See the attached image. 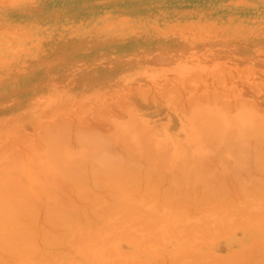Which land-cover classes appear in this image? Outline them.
I'll return each instance as SVG.
<instances>
[{"label": "rangeland", "instance_id": "rangeland-1", "mask_svg": "<svg viewBox=\"0 0 264 264\" xmlns=\"http://www.w3.org/2000/svg\"><path fill=\"white\" fill-rule=\"evenodd\" d=\"M244 77L246 78L245 80L250 84L246 85V83L244 82L245 80L243 79ZM184 82L186 83V85L188 83H190V84H188L186 87V85H184L185 84ZM173 85H174V87H173ZM166 86H168L169 92L166 88H164ZM170 86H171V88H169ZM254 86L256 89L254 88ZM259 88H260V90H258ZM185 89H187L188 92ZM141 90H142V92H141ZM212 90H213V92H215V95L213 94ZM165 91H167V92H165ZM184 91H186V92H184ZM138 92H140V93H138ZM232 92H234V93H232ZM175 93L176 94L178 93V94L175 96ZM133 94H136V95H133ZM139 94H141V96ZM178 95H180V96H178ZM206 95L208 96V98L205 97ZM222 95H224V96H222ZM225 95H227V96H225ZM177 96L181 97L180 100H178ZM197 96L199 99L196 98ZM199 96L202 99H200ZM134 97H135V99H134ZM191 97L192 98L194 97L193 99H195V98L197 99L196 101H197L198 105L196 104V101L193 100L194 101L193 102L192 99H190ZM204 97H205V99H204ZM215 97H216V99H215ZM176 98L178 100L177 101L178 103L176 101H174V100H176ZM182 99H183V101H182ZM189 99L192 102L191 101L187 102V100H189ZM121 100H125L128 103L133 104V106L135 107L136 110L134 108L130 109V107H131V106H129L130 104L125 103L126 104L125 105L123 103L125 101L122 102ZM242 100H243V102H242ZM249 100H251L253 102H249ZM131 101H133V102H131ZM116 102H117V104H120L121 107L123 109H125L126 111L122 109L125 112H122V113L116 112V111H118L117 110L118 108H116V106L114 105V103H116ZM233 102L236 105L233 104ZM187 103H189L190 105L188 104V106H186ZM176 104L177 105L179 104L178 108H177ZM225 104H226V106H225ZM232 104H233V106H232ZM196 105L199 107H197ZM263 105H264V0H0V172L7 170L12 174V172H16L17 169L19 168L18 166H15V162H17V161L19 162L21 159H22V161H24V160L31 158L32 159L31 167L33 169V174L36 175L39 182H42V181L47 182L48 179L45 180V171H50L52 169L54 172L55 171L61 172L62 170H65L63 168L59 169V170H58V168H53L58 163H54L55 164L54 165L53 163H51V161H50L51 168L48 167L49 163L47 160V156L48 155L50 156V153H49L50 150H51V152H52V150L55 151V156H56V153L58 154L59 151L63 150V148L66 146L65 145L66 143L63 144L64 142L62 143V140L67 135L70 139L71 145L74 144L73 140L76 139V136L74 137L73 135L75 133H78L79 130H81V127H79V126L85 127V130H86L84 132V129L82 128L83 134H81L80 132H79L80 134L78 133L79 135H82V137H86L89 134H91L90 132H92L94 128L100 129V131L98 129L97 130L101 133L102 128H103L111 134L112 138H115L114 139L115 145L116 146L120 145V147L118 146L119 149L121 150L120 153L118 152V150H115L114 154H116V152L121 154L120 155L121 160L124 159L123 156L127 157L128 154H129V156L130 155L133 156V154L135 156V157L133 156L135 159L131 158L134 160V161L132 160L133 164H130L131 166H125L124 165L126 162H127L126 165H129V162L131 163V159H129V162H128V158H127L126 161L125 160H124L125 162L122 161L123 164L121 162V165H120V163L118 161L119 158L117 160V157H116L115 158L116 160H115L114 156L113 157L109 156V157H111V158H109V160L113 158V160H115V161L114 162H113V160H110V161H112L114 164L117 161L119 164L117 162L116 163L118 164L119 167H122V165H123L127 168H130V167L131 168H134V167L139 168V169L135 168V169L131 170V171L134 170L133 171L134 175L136 173L137 176H139V177L131 176L133 178H131V177L130 178L133 179L132 181L138 180L139 183L142 180V182L140 183V186L138 185L139 183L138 184L137 183L129 184V185L137 184L136 187L133 186L134 187L133 190L135 189L133 192H131L132 188L128 189L126 187V189L128 191V195L131 196V198L133 200L136 199V200H134L135 203L137 201V205L136 204L133 205V204L129 203L131 206L133 205L132 211H133L134 207L135 208L137 207V209H138L139 207L143 206L142 203L144 204L143 201L145 200V202L150 201L147 204L145 203V206H147V208L149 207V209H150V207H152L153 209L155 207L156 209L154 210V213L156 211H158V212H156L157 216H158V214L160 212V208L162 207L161 205H164V203L162 202L163 200L161 201L163 203L162 204L159 201L161 198L156 197L157 193H158L157 194L158 197L163 196L162 193L160 194L161 196L159 195V192H161V189L159 187L157 189L154 185L155 182L151 181V178L146 177L147 175L144 176L143 173L147 174V171H146L147 169H145L144 167H145V164L149 160H150V162H152V163H147L148 165L150 164L149 167L151 169H154L155 172H157V169H158V172H159V169L161 170V166H160L159 162H160V160H161V162L164 161V158H163L164 156L162 155L163 157L159 158L157 156V154H159V153L154 152L151 149L152 153L151 152H149V153H151L152 157H150V156L147 157L146 155H148V152L147 153L144 152V154H146L145 157L150 158V159H147L148 161L146 160L147 161L146 162V161H144L146 158L142 156V159H143L142 160L140 158L142 154H139L140 153L139 151L143 150L144 147L142 149V146L140 145V143L145 141V139L151 135L150 139L152 138V140H146L145 141L146 143L144 142L143 146H144V144H148L151 141L150 144L152 147V145H154L155 143H158L159 140H163L161 142V145H163V146H161V147H164V151H166L167 149L170 148V145H171L170 144L171 141L167 140V138L170 139L169 136H172V134H174V137H175L174 141H176V139H177V140H180L182 142V144H186V143L200 144L201 143L204 146L205 143L208 145L207 142H211L210 139L207 141V139L209 137L208 136L209 132L212 129L209 126L219 127L220 129H222L221 133H223V131H224V133H226L225 131L229 129L228 130L229 132L227 131L228 132L227 134H225V135L222 134V136L220 137V140L218 142L219 143L218 145L221 144L220 148H222V146H223L222 140L224 139L223 140L224 144L226 143L225 141H227V140H228L227 141V143H228L230 140V137H232L233 135H234V137H232L233 139L232 138L231 139L235 140V141L237 140L236 142L239 144L244 145L246 143L248 144V142H250V144H252V141L254 143H256L255 140L258 139V137L256 136V134H257L256 130H258L259 128H264V106ZM169 106L170 107L172 106V107L169 108ZM255 106H256L257 111L255 110ZM92 107H94V109H93L94 112L92 111V113H91L90 108H92ZM95 107L98 109V111ZM181 107H183V108H181ZM102 108H104V109L106 108L107 110L109 109V111L113 112V113L109 114L108 113L109 111L105 112V111H107L106 109L104 110V112H105L104 113ZM199 108L201 110H203L204 112H202ZM204 108H207V109H204ZM253 108H254V111H253ZM119 109H120V111H122L120 106H119ZM227 109H228V111H227ZM99 110L101 112L98 114ZM131 110H135L136 112L131 111ZM148 110H150V111H148ZM129 111H130V113H129ZM185 111H187V112H185ZM161 112H163V113H161ZM169 112H170V114H169ZM201 112H202V114H201ZM205 112L207 113V116L211 117L213 115V117L218 119V120H215L214 118H207ZM227 112L229 113L230 116L227 114ZM95 113H96V115H98L97 117H99V115H100V117L102 118V121H101V118L99 117V119H100L99 121H101V123H99L98 120H94V119H96V116H94ZM102 113L104 114V116H102L103 115ZM132 113H133V115H136V113H137L135 118L139 116L138 119L141 120V123H143L142 126L144 125V128L141 129L142 126H138V129L136 128V130H134L135 127H137V126L134 125L135 127H133V125H131V124H134L135 118L132 120H130L128 118V117H130L129 115ZM92 114L94 116V119H89V118H93V117H91ZM133 115H131V116L134 117ZM105 116H107V117L104 118ZM194 116H195V118H196V116L197 117L200 116V117H198L199 120L197 118L195 122H196V124L198 123L197 124L198 129L200 128L199 130L201 133H199L197 131L198 130L197 126L193 120ZM132 117H130V118H132ZM77 118H78V120H76ZM109 118L110 119L113 118L112 119L113 122H111L110 124L108 122ZM202 118H204V119H202ZM105 119H107V120H105ZM213 119H214V121H218L220 123L221 127L217 125V124H219L218 122H215L217 124L214 125ZM56 120H57V122L60 121L61 123L60 122H58L59 124L56 123L55 122ZM103 120H105L106 122ZM112 120H110V121H112ZM197 120H198V122H197ZM211 120H212V123H210ZM128 121H131V122L133 121V122L129 123ZM136 121H137V119H136ZM53 122H55V123H53ZM76 122H77V124H76ZM201 122H202V124H201ZM72 123H74V124H72ZM112 123L115 126H113ZM137 123H139V120L137 121ZM137 123H135V124L137 125ZM247 123H250L252 127H250V128H248V126L246 127ZM259 123L261 124V127H260ZM60 124L62 126L63 125H65V126L68 125V126L66 128H64L65 126L62 127V126H60ZM253 124H254V126H253ZM77 125H79L77 127V128H79V130L75 129V133H74V128H75L74 126H77ZM98 125H100V126H98ZM202 125H204V126H202ZM244 125H245L247 131L249 132V133L247 132L246 134H244L245 137L247 136V134H249L246 137L248 142L245 139H242L243 141L245 140L244 142H242V140H240L241 136L243 137L242 131L244 129L243 128ZM70 126L73 129L72 128L69 129L68 127H70ZM172 126L175 128L174 132L170 131V128ZM206 126H208V127H206ZM50 127H51L52 131H51ZM54 127H55V129H54ZM58 127H60L59 130H61L63 128H64L63 130L66 129L64 131V133H66L67 128H68L69 129L68 131L71 130L70 131L71 133L68 134V132H67L66 135L63 134V138L61 140V143L59 144V148H61V147L62 148H61V150L57 149V151H56L55 149H56V147L58 148V146H57L58 144L54 145V147L51 146L52 149L50 147L48 148L47 146H49V142L46 139L49 138V137H47L49 135V133L53 132L52 135L50 134L51 136H53L54 133L58 132ZM89 127H90V129L91 128H93V129L88 130ZM118 127H119V130L121 131L120 133L122 135V137L121 136L120 137L123 139V140L121 138L119 139L120 144H119V142L117 143V141H116L119 138L118 133H116V134L112 133V132H114L113 130H116L115 128H118ZM202 127L203 128L205 127V128L202 129ZM120 128H122V130ZM139 128H140V130H139ZM230 128H232L235 131V133L233 130H230ZM41 129H43L45 131H43ZM46 129H48V130H46ZM53 129H54V131H53ZM56 129H57V131H56ZM128 129H129V131L132 130V132L131 131L129 132ZM143 129L145 130V132H147V134H145L143 132L144 135H142L141 131ZM77 130H78V132H77ZM138 130L140 131V132H138L139 134L137 133V135H139V138L137 137L138 139L141 138V135H142L143 139H144V136L147 135L143 141H142V138L140 139L141 141L136 138V131H138ZM152 130H153V133H152ZM47 131L49 133H47ZM231 131L234 134L231 133ZM61 132H62V130L58 133H61ZM95 132H96V130H95ZM202 132H206V133H202ZM92 133H94V132H92ZM125 133H127L129 138ZM150 133H152V134H150ZM207 133H208V135H207ZM61 134H58V136ZM200 134L202 135V137H199ZM203 134H206V135H203ZM40 135L42 137H45V139H42V141H44L45 144H43L44 142L41 141ZM123 135L124 136L126 135L127 137H125V138H127L128 140L124 139ZM195 135L198 137L196 138ZM229 135H232V136H229ZM55 136L57 137V134H55ZM59 137L61 139V136H59ZM184 137H186L187 139H185ZM226 137L229 139H227ZM245 137H243V138H245ZM52 138H54V136ZM72 138H74V139L72 140ZM200 138H204V140L202 141V140H200ZM205 138H207V139H205ZM129 139L132 143L127 142V141H129ZM148 139H149V137H148ZM63 141L66 142L65 139ZM123 141H125L124 142L125 147L122 146ZM147 141H149V142L147 143ZM200 141L205 142V143L203 144ZM235 141H232V142L230 141L231 145L229 143L228 144L232 147H234V146L236 147ZM126 144L129 145L128 148L131 149V150L129 149V151H131V152H129L128 154L125 151L127 155L122 150L123 148L124 149L127 148ZM130 144H132V146H130ZM210 144H212V142ZM210 144H209V146H210ZM232 144L233 145L235 144V145L233 146ZM63 145H64V147H63ZM131 147H133V150ZM204 147H206V146H204ZM224 147H225V145H224ZM145 149H146V145H145ZM54 151L51 153L50 157H53L52 154L54 153ZM135 153H137V154H135ZM141 153H142V151H141ZM168 153L169 152H167V154L165 153L164 155H168ZM109 154L110 153H108L107 156ZM114 154H111V155H114ZM57 157H58V155H57ZM57 157H56V159H57ZM53 158H55V157H53ZM49 159L51 160V158H49ZM53 160H52V162H54ZM135 160L138 162L135 163L136 162ZM157 160H159L158 163L156 162ZM6 161H7V163H6ZM18 162H17V165L18 164L20 165L21 162H19V163ZM139 162L142 164V166L140 165V167H138ZM10 164L13 166H11ZM6 165L9 167H7ZM116 165L113 166V169H114V167L116 169L118 168V166H116ZM134 165H136V166H134ZM155 165H156L157 169L155 168ZM188 166H190V165H188ZM146 168H147V166H146ZM72 169H70L72 171V174L69 173L70 170H69V172L68 171L65 172V174L67 172L70 174V175H66V178H67V176L68 177L71 176V178H72V176L74 175L75 177L78 178V180H79L78 183H80V178H79L80 173H79V171L77 172L78 175L75 173L78 170V168L73 169L75 172ZM121 169H122V171H121ZM115 170H114V172H115ZM118 170H120V171H118ZM124 170L125 169L122 167V168H118L116 171H118V173L120 172L119 174L123 176V174L124 173L127 174L130 169L127 170L128 172L127 171L125 172ZM135 170H136V172H135ZM107 171H108V169H107ZM131 171H130V173L127 174L128 176H130L129 174H132ZM60 172L56 173V178L59 179V181L61 178H64V176H65V174L63 176H59ZM62 172H64V171H62ZM114 172H111V173H114ZM107 173H109V171ZM126 174H124V175H126ZM112 175H114V174H112ZM118 175H116V177ZM120 175H119V177L122 178V176H120ZM155 176L158 177V174H156ZM136 177H137V179H134ZM66 178H65L66 181L64 179H62L61 183L63 184L66 182L71 186H68L65 183V186L63 184V186H61V187H62V189L65 188L64 190L66 191V193L68 190L67 187L68 188L71 187L69 189V190L72 189L70 192L71 195L69 193L68 194L64 193L65 192L64 190H62V193H61V190H57V192L56 191L53 192L55 198H51L48 202L51 203L52 206H53V204H56L57 207L55 205H54L55 207L54 206L52 207V208H54V212H53L52 208L50 207L52 210L50 212L52 214L55 212L57 213V210L55 211V208L56 209H60L61 207L63 208L64 205L68 204V201L69 202L71 200L76 201L75 200L76 198L78 200H80L79 197L83 196L82 194L84 193V192L81 193V191H85L84 188L81 189V186L83 185L82 182L80 183L81 186H79L80 184L78 185V183H76V182L75 183L77 185H75V183H73V186H72V184H71L72 182H70V183L67 182L68 179H66ZM113 178H115V177H112V179ZM139 178H140V180H139ZM144 178L146 180H147V178H149V181H146ZM73 179L77 180L74 177H73ZM104 179H105V177H104ZM126 179H127V177H126ZM71 180L72 179H70V181ZM101 180H103V179H101ZM124 180H125V177H124ZM18 181H19L18 178H15V174L11 175L10 183L15 184L16 187L20 188V182H18ZM143 181H146L147 183L143 182ZM129 182L130 181L127 180V184ZM144 183H145L146 187L145 188L143 187L144 188V191H143L142 186L144 185ZM152 183L154 186L152 185ZM113 185H111V187ZM120 185H121V183H120ZM151 185L155 188V190H160V191H157V193H155V195L153 196V199H154V197H156V200H158L161 204L159 203L157 205L158 201H155L151 204L152 198H151V200H150V198H149V200H147L149 195L151 196V194H149V191H150L149 189H150V187H152ZM159 185L161 187V184H159ZM115 186H114V188H116ZM122 186H124L123 183H122ZM125 186H127V185L125 184ZM156 186H158V183L156 184ZM82 187H84V186H82ZM122 188H120V189L122 190ZM154 188H153V191H155ZM2 189H3L2 191L4 192V194L1 193L0 196L5 195L6 189H11V186H9V187L7 186V187L2 188ZM75 190H76L75 194H77V191L79 190L81 196H79L80 194L77 196L75 194L72 195L75 192ZM123 190H125V187ZM129 190H130V192H129ZM19 191H20V189H19ZM86 192L87 191H85V194H87ZM150 192H152V190ZM130 193H133V194H130ZM141 193L144 194V198L142 197ZM152 193L154 194V192H152ZM6 194L11 195V193H6ZM63 194L70 197V198L63 197L62 196ZM85 194L83 197H85ZM116 194L118 196L117 192H116ZM116 194H114L112 196H116ZM22 195H23V198H22V196L20 198H16V199L8 198L6 200L0 198V219H3L2 214H5L6 212H12L13 211L14 213H16L18 211V213L19 214L22 213L21 215L24 217L25 214H28L32 210H35L34 212L32 211L34 214L31 212L32 214L31 213H30V215L28 214L29 215V216L27 215L28 217L25 216L30 220L35 219L34 220L35 222L33 220L28 221L27 218L25 221V217L22 218L20 216H16V218L18 217L17 218L18 220L22 219L27 225H25V223H23V221L21 220L22 222H19L18 225L13 224L12 227L8 226V227H10L11 230H13V231L15 230V232H14L15 234L11 233V231H8L9 233H11L10 235H9V233H7V231L4 232V233L8 234L7 236H9L8 237V238H10L9 240L8 239L6 240V238H7L6 234L4 235L6 237H4V238L1 237L3 235V233H1L2 235L0 236V249L3 250L2 251L3 254L0 252V256L2 255L1 257L4 258L3 259L4 261H2L3 263H1L2 259L0 257V264H4V263L9 264L12 258H15V259H13L10 264L15 263L16 262L15 260H17V262H16L17 264L18 263L23 264L21 262L22 258H25V259H23L25 261V263H26V261L28 262L29 260H31L33 258L31 261H29L26 264H29V263L31 264L32 261H35V260L37 261V259H38L37 262L41 263V261H42V262H45L47 264L46 258L47 259L49 258L51 260L50 261L48 259V261H49L48 263H50V264H52V263L53 264H60V263H62V264H70V263L72 264L73 263L74 264V262L77 260H78L76 262L77 264H81V263L86 264V262H87V264L88 263L89 264H99V262L102 260L105 261L107 264H108V262H109V264H112L115 261H117L118 259L120 262L117 261V264H124V263L126 264L127 262H128V264H131V263L137 264V262H139V261H140L139 262L140 264H143V263L145 264V262H146V264H149V263L150 264L151 263L152 264H162V262H160V263L158 262L160 258H163V260H165V263L169 264L167 261H170V260L169 259L167 260V258H170V256L172 254L174 256L172 255L171 259L173 257H175L177 261L180 260V259H177L178 255L176 254V252L177 253L179 252V255H180L181 250H182V252L185 251V253L188 250L189 251L188 255L191 254L192 256H193V253H197V251H198V252H201L200 254H202L203 252L204 253L206 252V254H203V255H209V257L214 256L212 254V252L215 255H219L220 257H222L223 255H221L217 251V247H219L224 240L230 239V240H233L235 242H239V240L241 241L243 239L246 240V237L243 236L244 233L242 232L244 229H246V227L242 226V224H239V222L241 223V221H238V224L241 226L240 227L237 226L238 224L234 225L235 229H236V227H237V229L234 230V232H233V230L230 231L231 234L226 233L227 234L226 235L223 233L225 235L224 236L222 234L223 230H222V232H220V230L217 231L218 229H216L214 227L212 229V232H213L212 235L213 234L215 235L216 232L219 234V232H220L219 237L222 234L223 238H220L217 241H215V240L213 241V239L211 240V238L209 237L210 234H208V237L211 240V241L209 240L211 242V243H208L209 246H207L205 244H200L199 246H197V247L194 246L195 248H193V246H191V245L196 244L199 239L197 240V238L194 237L195 235L190 236V234H193V231H190L192 228L191 227L189 228L188 223H190V221L194 222L193 219H195L196 216H199L200 212L203 213L202 209H204V208L201 206H203L205 204L208 205V203L204 204V201H203V203H201L202 200L198 201V203L196 205L194 204L193 207L196 208V212L194 211L195 209H193L194 213L191 210L192 207H190L191 202L194 203V201L190 202V200H188V202L186 200L185 203H184V200H181V201H183L181 203H180V201L175 202L176 204L173 206H175L177 208L174 210H173V208H172V210H170L171 208L169 210L168 209L165 210V208H163V207L161 208L162 212H161V214H159L161 216L160 218H162V216H163L162 213L164 214V216L166 215L165 216V218H166L169 216L170 213H172V215H174V212H176L175 214H177V215L172 216L170 214L171 217H173L172 219H174V222L171 218H169L170 216L168 217V219H166V220L171 219V221L174 225H172L171 223L170 224L172 227L174 226L173 228H175L176 226L181 227V228L178 227L175 230H173V231H175V233L172 232L173 228L171 229L168 226V221L165 220V222L167 223L165 225L164 220L161 222V220H159V218L157 220V219H153V218L149 217V218H151V220L149 219V221L154 220L152 222H149L150 224L148 222L146 224L145 221L147 219L145 221L143 220L144 221L143 224L145 223L146 225H142V222L137 221L138 223H141L142 226H140V227H137L139 225H136L137 222H135V225H136L135 227L141 228L142 230H143L144 226L148 225L147 227H149V225L151 226L152 223L154 222L153 224L158 225L157 229H156L157 230L156 233L160 234V231H162V230L164 231V232L162 231V233H161L162 235L160 237V235L159 236L155 235V233H154L155 230L153 232L148 231L150 227L148 229H146V232L139 231L141 229H138V231H139L138 232L137 229L135 230L134 225H133L134 228L132 227V224L130 222H127V223L131 224V227L129 224L123 225V221L125 223V221L128 220V219H126V218H128L127 214H129V212H131V210L129 209V211L127 213V211L125 209L127 207L129 208L130 205L124 209L127 213L126 214L127 217H125L126 220H123L124 216H125L124 214H122L123 212L121 210H120L121 212L120 211L117 212V206L118 205L120 206V204L122 206L123 203H120L119 198H117V199H119V202L114 198L119 203L118 204L116 202L118 205L115 203L116 204V206H115L114 202H112L114 199L112 198L113 200L110 199L106 203L107 204L106 206H111L110 205V203H111L114 205L115 209H113V206L111 208L107 207V209L106 208H104V209L107 210V214L109 213V211H110V213L112 212V214L115 215V217L113 218L115 220L121 219V215H124L123 219H121V220H122V226H125V228L121 227V224H120L121 220H120L119 221L120 222L119 223L120 228L117 227V229L118 230L120 229V231L118 232V231H116L117 229H114V232L116 234L118 232L119 236H121V234L123 233L124 235H122V236L124 238V236H125L124 231L127 229L126 228L127 225H129L128 229H130L131 232L135 231L134 232L135 235L137 233H140L141 235L137 234L139 239L135 238L137 240V241H135L136 244L132 243L133 242L132 240H134L133 238L135 236L134 235L132 236L130 234L131 233L130 230L128 231V229H127L128 233L126 232V235L128 234L127 235L128 237L127 236H125V237H127V238L131 237V238H129L130 240H128L126 238L129 242L127 240H125V238H124V240L121 238H120L121 240L117 239L116 234H114L115 238L113 236H112V238L117 239V240L114 242L113 241L111 242V239H112L111 235L113 234L112 231H113L114 227H112V231L108 230L106 228L109 232L105 233L106 229L104 228L105 230L103 229V231H105V232H102V234H104L103 237L106 236L107 238H108L107 235L111 234L109 237L111 243H107L109 239H107L106 237L105 238L107 239V241H103V240H105L104 238L102 240L101 239L96 240V238H94L95 234H92L93 233L92 231H91L92 233H89L87 235H83V237L86 236L88 238V235L92 234L93 235V241L92 240L91 241L93 243L95 240L98 242L100 240L99 243H102L101 247H100V244H97L98 242H96L97 245L94 243L95 247L92 246L93 247L92 248L91 247L92 242L90 243V240H89V242L87 244H89V243L91 244V245L89 244V246H90V248H92L91 250H93V253L91 252V254H93V255H91V254L87 255L88 252L90 253V251H89L90 248L88 247L89 248L88 249L86 247L87 246L86 244H85L86 246L84 244H82V247L84 248V246H85L86 250H88V252L85 250L84 251H85L87 257H91V259H90L91 261H90L89 258H86V256H85L86 259L84 258L83 255H85V254H83L84 253V251H82L83 249L80 247L78 248V246H81V245L76 244L77 247L74 245L75 250H73L74 246L73 245L71 246V242L74 239V237H72V236H74V234L71 235V233L68 237L71 236L73 239L71 240L67 237L69 239L68 241L70 243L67 245L66 243H68V242L64 243L66 241L65 239H64L65 241H63L65 246H67V249H65L66 247L61 242H59V243L62 244L63 246L57 242H54V243L59 244L58 246L63 248L64 250L63 249L61 250V248H59L57 245L53 246L51 244L53 241L52 242L48 241L49 246H52L54 249H56V247H57V249L54 250L55 252L56 251L57 252L55 253L53 251L52 247L50 248L47 246L48 247L47 248L45 246V245H47V243H45V240H44L45 245L43 244V241L41 242V240L44 239V238L42 239V235L47 233V236H48V234L51 233V232L48 233L47 229L50 228L49 227L50 225H48V223L50 224V222H48V221H50V219H51L50 217H52V214H51V216L48 215V217L50 216L49 217L50 219H48L46 217L47 216L46 213L49 214V212H48L49 208L46 209L44 207L45 210H43V209H40L38 206V205L45 204L46 200L44 201V200H36L35 199V201H33V203H34L33 204V203L26 200V196L24 194H22ZM92 195H93L92 193H89L88 196L92 197ZM123 195L127 196V194H125V193ZM123 195H122V197H124ZM74 196H76V198ZM88 196H87V198H88ZM129 196H127L128 199L130 198ZM139 196L142 197L143 200L140 199ZM58 197L59 198L62 197L64 199L67 198V200L68 199H70V200H68V201L66 199L62 200V198L59 199ZM122 197H120V198L123 199ZM128 199H126V201ZM260 199H262V198H260ZM78 200L76 202H78V204H79ZM82 200H80V201H82ZM88 200L87 201L89 202V204H88L89 206H90V200H91L92 204L94 203V205L91 204V207L100 204L99 206H96V211L94 213H96V215H97V212H99V214L101 212L103 214V215L102 214L101 215L104 218L106 210H103L104 212L99 210V207L100 206L102 207L101 204H103V202L101 200L98 201L95 199L94 200L97 202H94V200L92 198H89ZM138 200H139V203L141 202V206L140 205L138 206V204H139ZM22 201L24 202L25 205H26V203L28 204V208H30V211L27 210L28 213H26V209L24 211H22L23 209L21 210V208L25 206V205L24 206L19 205V204H21V205L23 204ZM66 201H67V203H65ZM130 201H131V199L129 200V202ZM250 201H251V203L257 202L258 204L256 203L257 204V205H255L256 207L262 206L261 204L259 205V202H260L259 199L254 200V201L250 200ZM262 201H264V199L261 200V203H262ZM98 202H101V203H98ZM123 202H124V204H126L125 201H123ZM14 203L18 204L19 207L15 208ZM60 203L61 204L63 203L61 205V207H60ZM177 203H178V205H177ZM232 204H234V203H232ZM5 205H8L9 207L4 208ZM30 205H32V207L34 206V208L31 209ZM68 205L66 207L67 208L69 207L68 208V210H69L71 207H70V205L69 206ZM82 205L88 206L87 202L82 204ZM180 205H182V206H180ZM252 205L254 206L253 203L251 204V206ZM86 206H84V207L82 206L81 212L84 208H86ZM158 206L159 207L161 206V207L158 208ZM66 207H64V208H66ZM91 207H89V208H91ZM17 208L20 209L21 211L18 210ZM62 208L60 209L62 211L59 210L60 212L65 211ZM77 208H76V211L77 210L79 211V212L77 211V214L80 215V217L82 216L83 218H86V219L90 215V211L92 212V210L86 209V211L83 210L84 212L81 213L80 209H77ZM199 208H200V210H199ZM250 208L253 209L252 207H248V209H250ZM262 208L264 209V205ZM120 209H122V208H120ZM141 209H143V208L141 207ZM248 209H247V211H248ZM257 209H259V208H257ZM257 209H256V211H258ZM68 210H66V212ZM74 210L73 209H72V211L69 210V213H66L67 217L70 214V212H71L70 215H72V212H74ZM113 210L116 211V213L119 216L116 215L115 213H113L114 212ZM146 210H145V212H146ZM1 211H3L4 213ZM136 211H135V213H136ZM249 211H248V214L250 213ZM251 211H254V210H251ZM262 211L264 212V210H262ZM39 212H42V213H39ZM43 212H44V214H43ZM138 212H141V213L137 217L139 219H141L140 216H141L142 212H143V214L145 212L140 210V211H137L136 214H138ZM150 212H151V209H150ZM150 212H148V213L146 212L147 213L146 216H148V214H149V216H151L153 214L152 212H151L152 214H150ZM164 212H166V213H164ZM56 213H55V215H58V216L63 215L61 213H58V214H56ZM94 213H93V215H94ZM132 213H134V212H132ZM42 214L44 216L41 218V216H39V215H42ZM73 214H75L72 216L74 218H72L71 216H69V217L72 218L74 222H76L78 220L79 216L76 213H73ZM84 214L86 217L84 216ZM167 214H168V216H167ZM193 214L195 215V217ZM259 214H261V213L259 212ZM259 214H258V216H259ZM76 215H77V219L75 218ZM93 215L91 214V216L89 217L90 221L88 220V222L91 223L90 225H92V224L97 225V226L99 225L98 226V228H99L102 221H104V223L106 222L104 219H102V221L99 222L101 220V218L98 221L99 218L94 219ZM111 215H110V217L112 219ZM131 215H133L132 217L135 216L134 214H131ZM223 215L224 214L221 213L220 216L217 215L216 217L219 216L218 218L220 219V217ZM250 215H252V214H250ZM14 216L15 215L7 214L4 218H7V217L13 218ZM92 216H93L94 221H96V220L98 221L97 222L98 224L94 221H93L94 223L91 221ZM152 216H154V218H157V217H155L156 216L155 214ZM164 216H163V219H164ZM261 216H262V214H261ZM53 217H52V219H53ZM96 217H98V215ZM116 217H117V219H116ZM132 217H131V220H133V219L135 220V218L132 219ZM143 217H144V215H143ZM177 217H180V219H182V222H185V221L187 222L186 227L189 228V231L192 233L188 234L189 232L187 233L184 230H182V227H184V226H181L182 222L179 223L180 222L179 218H178L179 221L178 222L176 221ZM234 217L233 216L230 217V215L226 216V218H227L226 221H230L229 223H231V221L234 220L233 222L236 224L237 219L239 217L238 218L236 217V219H234ZM245 217H243V218L245 219ZM248 217L251 218L249 215H248ZM248 217H246V218H248ZM55 218H57V217H55ZM61 218H57V219H60L59 222L62 221ZM81 218H79V220H81V221L78 220L79 222L78 221H77L78 223L76 222L77 224H79V226H80V224H82L81 225L82 228H78L79 230L83 229V225H84L83 223L85 222V219L82 220L83 218L82 219ZM210 218H212V217H210ZM258 218H260V221H261V217L259 216ZM262 218H264V217H262ZM113 219L110 220L109 223H111V221H113ZM198 219H202V218H198ZM214 219H216V218H213V220ZM67 220L65 221V223L67 222ZM136 220H138V219L136 218ZM155 220H157L158 223ZM223 220H225V219L223 218ZM248 220H250V219H248ZM252 220H253V217H252ZM262 220H264V219H262ZM8 221L12 222V220H8ZM63 221H62V223H63ZM69 221H68L69 223L72 222L71 219H69ZM175 221H176V223H179V225H177L175 223ZM210 221L212 223V219L206 220L205 223L201 222V221L199 223H202L200 225H204L207 222L209 223ZM220 221H221V219H220ZM226 221H225V224H227ZM28 222H29V224H28ZM31 222H34V223H31ZM37 222H39V224ZM59 222L57 220L58 224H60ZM68 222H67V224H68ZM80 222H83V223H80ZM107 222H108V219H107ZM215 222L217 223V221H215ZM223 222L224 221L220 222L221 225L219 224L221 227L224 224ZM261 222H259V219H256L254 221V225L259 226V227H263L264 221H261ZM53 223H54V220H53ZM104 223H102V225H104ZM109 223H107V224H109ZM258 223H260V224L258 225ZM31 224H32V226L34 224L38 225V226H35V225L33 227L30 226L31 227V228L29 227L30 230L25 228L26 226L28 227V225H31ZM71 224H68V225H71ZM86 224H87V222H85L84 230H81L82 233L85 232L86 227H88V229H89L90 225L88 224L89 226L88 225L86 226ZM112 224H111V226H112ZM119 224H117V222H116L115 225L118 226ZM232 224L233 223H231L229 225H232ZM40 225H41V227H39ZM51 225H52V223H51ZM94 225H92V227L90 226V230H91V228H93ZM183 225H184V223H183ZM207 225L208 224H206V226ZM210 225H208V227ZM54 226H53V228H55ZM61 226H63V228H59V229L56 228L58 230L59 234L66 231V229H69V227H70L69 232L73 231V230H71V226H68V228H66L67 226L65 227L64 225H61ZM97 226L95 229H98ZM111 226L109 227V225H108L109 229L111 228ZM164 226H165V228H164ZM166 226L169 227V229L171 231L170 230H168V231H170V232H166L168 229ZM64 227L66 229H64ZM74 227L75 226H73L72 228H74ZM104 227H107V226H104ZM231 227H233V225ZM21 228H24V229H21ZM40 228H43L40 231L42 235L39 233ZM102 228L103 227H101L100 230H102ZM152 228L155 229L154 227H152ZM194 228H196V226ZM199 228H201V226ZM204 228H205V226H204ZM204 228H201V229H204ZM217 228H218V225H217ZM226 228H228V227H226ZM61 229L62 230L64 229V230L62 231ZM122 229L124 230L123 232H122ZM183 229H185V227ZM206 229H208V228H206ZM206 229H204V233H205ZM214 229H216V230H214ZM231 229L232 228H230L229 230H231ZM16 230H18V231H16ZM50 230L52 231V229H49V231ZM53 230H55V229H53ZM57 230H55V231L57 232ZM77 230H76V233L78 234ZM92 230H94V229H92ZM181 230L184 232L182 233ZM87 231L89 232V230H87ZM144 231H145V229H144ZM197 231H200V230H197ZM56 232H54V235H56L55 234ZM66 232L69 234L68 231H66ZM66 232H64V234ZM86 232L84 234H86ZM96 232H97V230H96ZM67 233H66V236L68 235ZM82 233L80 232L79 235L82 236ZM145 233H152L151 239H152V237H155V236L157 239L161 238L160 240H162V241H160V240H158V241L163 242V244L166 246H163V244L160 243L162 246V247H160V245L158 246V248H160V250H161L160 251L158 248H155V247H157L156 244L155 245L153 244V246L151 248L152 243H150V245H148V247H150V248H147L148 250L150 249L149 251L152 252V254H150L151 252H148L147 250H145L144 245H143L144 242L142 243V241H141L144 238V236H142V235L146 236ZM176 233L179 235H177ZM184 233H185V236H184ZM204 233H199L198 235H200V234L203 235ZM39 234L41 236H39ZM170 234H172V236H170ZM181 234L184 236V237H182L183 239H181V237H180V236H182ZM187 234L189 236H187ZM14 235H16V238ZM31 235L34 239L30 238ZM37 235L40 238L37 237ZM98 235H101V233ZM150 235L151 234H149V236ZM153 235H155V236H153ZM163 235H165L164 238L162 237ZM168 235L170 236V238ZM206 235H204V236H206ZM44 236H46V235H44ZM50 236H48V237H50ZM57 236H59V235H56L55 238H57ZM186 236H187V238H186ZM12 237H14V238H12ZM48 237H47V239H48ZM141 237H142V239H141ZM165 237L166 238L168 237V239H171V240H168ZM176 237H178V238H176ZM35 238H37L38 240L40 239V240L39 241L37 239L35 240ZM50 238H49V240H50ZM53 238L54 237L52 236V239ZM59 238H57V239H59ZM91 238H92V236H91ZM204 238L205 237H203L202 239H204ZM16 239L18 240L17 242H19V243H16V241H15ZM22 239H24L26 241L24 242V240H22ZM30 239H31V241H29ZM75 239L77 240V237H75ZM84 239L86 240L85 237H84ZM145 239L147 240V238H144V241H145ZM184 239H185V242L187 241L188 243H185V242L183 243ZM189 239H191V240H189ZM62 240H63V238H62ZM119 240H120V242H119ZM193 240L195 241V243ZM206 240H207V238H206ZM21 241L24 243L22 244ZM32 241H33V244H32ZM35 241L42 243V246L44 245V247H41V244L39 245V243L35 242ZM74 241L75 240H73V242ZM87 241H88V239H87ZM87 241H85V243ZM130 241H132V242H130ZM190 241H192L193 243L188 245ZM199 241H201V240H199ZM73 242H72V244H73ZM83 242H81V243H83ZM105 242H106V244H111V246L109 245L110 248L113 247V249H114V247L116 246V248L114 249L116 252H118V251L120 252V250H123V251L126 250L125 252H127V251L130 252L127 254V256H128V258L130 257L131 263H130V261H128L129 259H127L126 254H120L119 252L116 253V255H115L116 259H115L114 255H112L114 252L112 253L111 250L110 251L106 250L105 249L106 246H105V248H103L104 246L102 247V245H104ZM138 242L142 243V244H139ZM146 242H148V241H145L144 244H146ZM9 243H14L15 245L14 244L13 245L19 249L14 248V246L12 244L9 245ZM78 243H79V241H78ZM131 243H132V245H130ZM179 243H180V245L181 244L182 245L180 246ZM202 243H204V242H202ZM212 243H213V245H212ZM112 244H113V246H112ZM117 244H118V246H117ZM138 244H139V246H138ZM157 244H159V243H157ZM8 245H9V247L6 248ZM140 245H142L141 248H139ZM170 245H171V247H170ZM184 245H186V247L191 249V250L193 249L194 252L191 253V250L186 249V247H183ZM23 246H26L27 249ZM96 246H98V247H96ZM109 246H108V249H109ZM181 247L185 248V249L183 250V249H181ZM257 247L252 246L250 249L248 248V252H247L248 257H249L248 259L247 258L244 259L245 258L244 257L242 259L239 258L238 260H240L242 263H245V264H248L251 261L254 262V260L256 259L257 253L259 251H255L256 253L254 254L253 253L254 251L252 248H254V250L255 249L258 250L259 248H261V246H259V248H257ZM263 247H264V245H263ZM163 248H164L163 252H165V253L162 252ZM171 248H173V250ZM238 248L239 247H234L233 249L238 250ZM11 249H13L14 252ZM68 249H70V250H68ZM156 249H158L160 251V253H159V251H156ZM24 250H25V252H28V254H25V255L26 256L28 255L27 257L30 258V259L28 258L29 260H26L27 257H20L23 254ZM29 250L32 251V253H36V256H32L34 254L30 255ZM42 250H45V253ZM79 250H81L82 253H79ZM137 250L139 252H136ZM177 250H179V251H177ZM101 251H102V253H100ZM153 251H154V253H153ZM208 251H210V252H208ZM41 252L44 254V255H41L43 257H41L39 255V254H41ZM48 252H49V254H48ZM51 252H54L55 256ZM96 252L98 254L95 255ZM103 252L104 253H108V252L110 253L111 252L112 254L111 253L110 254L113 258L111 256L110 257L112 260L115 259V261L113 260V262H112L110 257L108 258L109 254H107L108 256L103 257ZM131 252H133V253H131ZM146 252L149 254H147ZM170 252H172V253L169 254ZM57 253L59 255H57ZM70 253H71V255H70ZM161 253H162V255H161ZM183 253H181V254L184 256L185 253L184 254ZM251 253H253V254H251ZM158 254H160L159 256H161V257H158ZM9 255L11 256V259H10ZM12 255H15V256L13 257ZM147 255H148V257H146ZM168 255H169V257H168ZM100 256L102 258H100ZM183 256L181 257V259L183 258ZM7 257H9V258L7 259ZM35 257H36V259H35ZM37 257H40V258H37ZM119 257L121 259L123 258L122 259V260H124L123 263ZM41 258H43L45 261ZM65 258H67V259L69 258L68 260H70V261H64V260H66ZM73 258H74V260H73ZM135 258H137V259H135ZM144 258L146 261L144 260ZM150 258L152 260H154V259L155 260L152 261V260H150ZM252 258L253 259L255 258V259L250 260ZM157 259H158V261H157ZM207 259L208 258H206V260ZM6 260H8V261H6ZM95 260H96V263H95ZM125 260H126V262H125ZM172 260H174V258ZM185 260L183 258L182 260H180V262H183L185 264V262H184ZM190 260L191 259L186 260L187 261L186 264H188V262H191ZM206 260L200 259V260H198V262L195 260H194V262H196V264H203ZM208 260H211V259H208ZM235 260L237 261V259H235ZM235 260L229 259L226 262V260L224 259L223 263L224 264H233L232 262H234V264H235ZM261 260L259 258L257 260V262L255 260L254 263L255 264H263L262 263L263 261L258 262ZM84 261H86V262H84ZM173 262H175V261H173ZM173 262L171 264H173ZM103 263H101V264H103ZM177 263L181 264L179 262H177ZM242 263H240V264H242ZM35 264H37V263H35ZM191 264H194V263H191ZM206 264H208V262Z\"/></svg>", "mask_w": 264, "mask_h": 264}, {"label": "bare ground", "instance_id": "bare-ground-1", "mask_svg": "<svg viewBox=\"0 0 264 264\" xmlns=\"http://www.w3.org/2000/svg\"><path fill=\"white\" fill-rule=\"evenodd\" d=\"M241 76V75H240ZM219 79V78H218ZM244 80L246 79L245 77L243 78ZM243 80V81H244ZM188 82V81H187ZM245 83H246V85L247 84H250V83H248L246 80L244 81ZM185 83V82H184ZM188 84H190V83H188ZM187 84V85H188ZM184 85H186V83L184 84ZM187 85H186V87H187ZM245 85V86H246ZM262 85V84H261ZM211 86V85H210ZM257 86V85H256ZM173 87H174V85H173ZM212 87V86H211ZM261 87V86H260ZM164 88H166L167 90H168V86H166V87H164ZM169 88H171V86L169 87ZM176 88V87H175ZM174 88V89H175ZM254 88H255V86H254ZM256 89V88H255ZM171 90V89H170ZM177 90V89H176ZM175 90V91H176ZM184 90V89H183ZM187 92H188V90L187 89H185ZM194 90V89H193ZM226 90V89H225ZM230 90V89H229ZM258 90H260V88L258 89ZM186 91H184V92H186ZM141 92H142V90H141ZM165 92H167V91H165ZM168 92H169V90H168ZM171 92V91H170ZM192 92V91H191ZM212 92H213V90H212ZM138 93H140V92H138ZM157 93V92H156ZM210 93V92H209ZM219 93V92H218ZM232 93H234V92H232ZM178 94V93H177ZM176 93H175V96L177 95ZM213 94L215 95V92H213ZM131 95V94H130ZM133 95H136V94H133ZM140 96H141V94H139ZM211 95V94H210ZM221 95V94H220ZM158 96V95H157ZM160 96V95H159ZM178 96H180V95H178ZM177 96V97H178ZM184 96V95H183ZM212 96V95H211ZM217 96V95H216ZM222 96H224V95H222ZM225 96H227V95H225ZM257 96V95H256ZM121 97V96H120ZM169 97V96H168ZM200 97V96H199ZM205 97H207L208 98V96L206 95ZM205 97H204V99H205ZM214 97V96H213ZM260 97V96H259ZM263 97V96H262ZM180 98L181 97H178V100H180ZM194 98V97H193ZM192 97L190 98V99H192V101L194 100V101H196L197 99L196 98H198V96L195 98V99H193ZM126 99V98H125ZM134 99H135V97H134ZM141 99V98H140ZM175 99V98H174ZM187 100V102L188 101H191V100ZM199 99V98H198ZM200 99H202L201 97H200ZM215 99H216V97H215ZM177 100V98H176V100H174V101H178ZM218 100V99H217ZM239 100V99H238ZM263 100V99H262ZM122 102L123 101H125V100H121ZM130 101V100H129ZM182 101H183V99H182ZM185 101V100H184ZM191 101V102H192ZM193 101V102H194ZM207 101V100H206ZM131 102H133V101H131ZM190 102V103H191ZM199 102V101H198ZM201 102V101H200ZM218 102V101H217ZM221 102V101H220ZM235 102V101H234ZM233 102V104H235ZM239 102V101H238ZM241 102V101H240ZM242 102H243V100H242ZM249 102H253V101H251V100H249ZM113 103V102H112ZM124 104L126 103H128L127 101H125V102H123ZM163 103V102H162ZM178 103V102H177ZM261 103V102H260ZM125 104V105H126ZM128 104H130V103H128ZM188 104L189 103H187V105L186 106H188ZM192 104V103H191ZM195 104V103H194ZM196 104H197V101H196ZM206 104V103H205ZM233 104H232V106H233ZM244 104V103H243ZM252 104V103H251ZM250 104V105H251ZM114 105L116 106V108H118L117 110L118 111H116V112H125L126 110L125 109H123L122 107H121V105L120 104H117V102L116 103H114ZM120 106V108H121V110L123 109V110H125V111H120V109H119V106ZM177 105V104H176ZM182 105V104H181ZM190 105V104H189ZM198 105V104H197ZM196 105V106H197ZM236 105V104H235ZM129 106H131L130 107V109L132 108H134L135 109V107L133 106V104H130ZM128 106V107H129ZM178 106H179V104L177 105V108H178ZM183 106V105H182ZM225 106H226V104H225ZM264 106V105H263ZM162 107V106H161ZM172 107V106H171ZM170 106H169V108H171ZM184 107V106H183ZM183 107H181V108H183ZM197 107H199V106H197ZM221 107V106H220ZM258 107V106H257ZM96 108V107H95ZM251 108V107H250ZM91 109V113H92V111H93V109H94V107H92V108H90ZM97 109V108H96ZM106 109V108H105ZM104 108H102V110H103V112H104V110H105ZM168 109V108H167ZM173 109V108H172ZM200 109V108H199ZM204 109H207V108H204ZM260 109V108H259ZM107 110V109H106ZM136 110V109H135ZM135 110H131V111H134V112H136ZM170 110V109H169ZM201 110V109H200ZM231 110V109H230ZM255 110L257 111V109H256V106H255ZM97 111H98V109H97ZM109 111V109L107 110V111H105V112H108ZM114 111V110H113ZM148 111H150V110H148ZM173 111V110H172ZM183 111V110H182ZM202 112H204L203 110H201ZM226 111V110H225ZM227 111H228V109H227ZM253 111H254V108H253ZM255 111V112H256ZM94 112V111H93ZM101 111L99 110V112H98V114L100 113ZM104 112V113H105ZM115 112V113H116ZM128 112V111H127ZM126 112V113H127ZM156 112V111H155ZM185 112H187V111H185ZM202 112H201V114H202ZM254 112V113H255ZM109 114L110 113H113V112H108ZM129 113H130V111H129ZM161 113H163V112H161ZM200 113V112H199ZM206 113V112H205ZM103 114V113H102ZM101 114V115H102ZM169 114H170V112H169ZM200 114V115H201ZM204 114V113H203ZM227 114L229 115V113L227 112ZM129 115V114H128ZM131 115H133V113L132 114H130L129 116L130 117H132ZM136 115H137V113H136ZM136 115H133L134 117H132V118H130V117H128L130 120H132V119H134L135 118V116ZM196 115V114H195ZM209 115V114H208ZM94 116H96V119H94ZM94 116H93V114H92V116L91 117H93V118H89V119H94V120H100L99 119V117H100V115H99V117H97L98 115H96V113L94 114ZM102 116H104V114L102 115ZM154 116V115H153ZM227 116V115H226ZM230 116V115H229ZM78 117V116H77ZM107 116H105L104 118H106ZM173 117V116H172ZM198 117H200V116H198ZM197 116H196V118H195V116H194V118H193V120H194V122L196 121V119L198 118ZM206 117L207 118H214L213 117V115L211 116V117H209V116H207V113H206ZM101 118V117H100ZM139 118V116L138 117H136L134 120V124H131V125H133V127H135V126H137V127H135V129L134 130H136V128L138 129V126H142V124L143 123H141V120L140 119H138ZM108 119V118H107ZM107 119H105V120H107ZM113 118H109V120H108V122H109V124L111 123V122H113V120H112ZM136 119H137V121L139 120V123H137V121H136ZM202 119H204V118H202ZM215 120H218V119H216V118H214ZM214 119H213V124L214 125H216L217 123H215V122H218V121H214ZM59 120V119H58ZM76 120H78V118L76 119ZM75 120V121H76ZM105 120H103V121H105ZM110 120H112V121H110ZM164 120V119H163ZM198 120H199V118H198ZM198 120H197V122H198ZM64 121V120H63ZM97 121V122H98ZM101 121H102V118H101ZM101 121H99V123H101ZM210 121V120H209ZM208 121V122H209ZM51 122V121H50ZM56 123H58V122H60V121H58L57 122V120L55 121ZM55 122H53V123H55ZM90 122V121H89ZM93 122V121H92ZM96 122V123H97ZM106 122V121H105ZM104 122V123H105ZM107 122V123H108ZM129 123H132L131 121H128ZM200 122V121H199ZM61 123V122H60ZM135 123H137V125L135 124ZM210 123H212V120H211V122ZM219 123V122H218ZM59 124V123H58ZM63 124V123H62ZM72 124H74V123H72ZM76 124H77V122H76ZM75 124V125H76ZM80 124V123H79ZM195 124H196V122H195ZM198 124V123H197ZM196 124V126H197V129H198V125ZM201 124H202V122H201ZM260 124V123H259ZM263 124V123H262ZM53 125V124H52ZM112 125H113V123H112ZM111 125V126H112ZM135 125V126H134ZM210 125V124H209ZM218 126H220V123L219 124H217ZM60 126H62L61 124H60ZM63 126H65V125H63ZM62 126V127H63ZM68 125H66L64 128H66ZM79 125H77V126H74L75 128H74V133H75V129H78L79 130V128H77ZM88 126V125H87ZM86 126V127H87ZM94 126V125H93ZM98 126H100V125H98ZM108 126V125H107ZM113 126H115V125H113ZM202 126H204V125H202ZM248 126V128H250V127H252L251 126V124L250 123H247L246 124V127ZM253 126H254V124H253ZM79 127H81V130H79V132L81 133V134H83V130H82V128L84 129V132L86 131L85 130V127H83V126H79ZM206 127H208V126H206ZM210 128H212L211 130H210V132H209V135H208V133H207V135L209 136L208 137V139L207 138H205V139H207V141L210 139L211 140V142H212V144H210L211 142H207L206 140V142L208 143V145L205 143V142H202L203 140H204V138H200V140H202V141H200V142H202L203 144H204V146H206V147H204L201 143L200 144H196V143H186V144H182V142L180 141V140H177L176 139V141H174L175 140V137H174V134H172V136H169V138L170 139H168L167 138V140H169V141H171L170 142V148L169 149H165L166 151H164V147H161V146H163V145H161V142L163 141V140H159V142L158 143H155L154 145H152V147H151V141H150V143H148L149 141H147V143L148 144H144V146H143V143L146 141V140H152V138L150 139V136H148L149 137V139H148V137L145 139V137L147 136V135H145L144 136V139H145V141H143L144 139L142 138V135H144V133L145 134H147V132H145V130L143 129L142 131H141V133H142V135H141V138H142V143H140L139 141V143H140V145L142 146V149H143V147H144V149L143 150H141L142 151V153H141V151H139L140 153L139 154H142L141 155V159H142V156L143 157H145V155L146 154H144V152H148V155H146L147 157H152L151 156V151L153 150L154 152H158L159 154H157V156L159 157V158H161V157H163L164 158V161L163 162H161V160H160V166H161V170L159 169V172H158V169H157V167H156V165H155V168L157 169V172H155V170L154 169H151L150 167H149V165L147 164V163H152V162H150V160L148 161L147 159H150V158H146L144 161H146L147 163L145 164V169H147L146 171H147V174H145V173H143L144 174V176L145 175H147L146 177H149V178H151V181H153V182H155V187L158 189V187L161 189V192H159V195L162 193V195L164 196H162V197H158L157 196V191H160V190H155V188L153 187L154 185H153V183H152V187H150V191L152 190V192H154V194L152 193V192H150L149 191V194H151V196L149 195V197L147 198V200H149V198H150V200H151V198H152V202H151V204L153 203V202H155V201H158V200H156V197L157 198H161L159 201L161 202L162 200V202L164 203V205H161L163 208H165V210H169L170 208V210H172V208H173V210L174 209H176L177 207H175V206H173V205H175L176 203L175 202H177V201H180V203L181 202H183V201H181V200H184V203H185V201L187 200V202H188V200H190V202L191 201H194V203L193 202H191V206L190 207H192V211H193V209H195L194 211L196 212V208L195 207H193L194 206V204L196 205L197 203H198V201H200V200H202L201 201V203H203V201H204V204L205 203H208V205H203V206H201V207H203L204 209H202L203 210V213H201L200 212V215L199 216H196V218L195 219H193V221L194 222H192V221H190V223H188V226H189V228L191 227L192 229L190 230V231H193V234H190V233H192V232H190L189 231V228H187L186 226H187V222L185 223V222H182V219H180V217H177L175 220L178 222L179 220H180V222L179 223H181L182 222V225L181 226H184L185 227V229H183L184 227H182V230H184L185 232H189L188 234H190V236H193V235H195L194 237L195 238H197V240L199 239V240H201V241H197V243L196 244H192L191 246H193V248H195V247H197V246H199L200 244H205V245H207V246H209L208 245V243H211L210 241L213 239V241L215 240V241H217L218 239H220V238H223V235L224 234H231V232L230 231H232L233 230V232H234V230H236L237 229V227H236V229H235V226L234 225H237L238 224V221H241V223L239 222V224H242V226H245L246 227V229H244L242 232L244 233L243 234V236L244 237H246V245L245 246H239V248H238V250H236V251H234V252H231L230 254H226V255H224L223 257H220L219 255H215L212 251V254L214 255V256H210L209 257V255H203V254H206V252L204 253H202V254H200L201 252H198L197 251V253H193V256L191 255V254H189L188 255V253H189V251L187 250V254L185 253V251H183L182 252V250L180 251L181 253H183L184 254V256L180 253V255H179V252L177 253L176 252V254L178 255H176L177 256V259H180V260H182L183 258H184V260L186 259V260H188V259H191L190 261L191 262H188V264H191V263H194V264H196V262H194V260L195 261H197L198 262V260H200V259H205L206 260V258H208V259H211V260H206L207 262H208V264H224L223 263V260L225 259L226 260V262L229 260V259H233V260H235V259H237V261L235 260V264H240V263H242L240 260H238L239 258L240 259H242V258H244V259H248L249 257H248V248L250 249L252 246H254V247H257V248H259V246H261V248H259L258 250H254V248H252L253 249V253L255 254L256 252L255 251H259L258 253H257V256H256V262H257V260L260 258V260L261 261H258V262H262L263 264H264V247H263V245H264V226L263 227H259V226H256V225H254V221L256 220V219H259V222H261V221H264V220H262V219H264V218H262V217H264V212L262 211V210H264L262 207H263V205H264V201H262V203H261V200H263L264 199V128H259L258 130H256L257 131V134H256V136L258 137V139H256L255 141H256V143H254L253 141H252V144H250V142H248L247 141V136L249 135V134H247V136L245 137L244 136V134H246L248 131H247V129H246V127H245V125H244V129H243V131H242V134H243V137H245V138H243L242 136H241V139L240 140H242V139H245L247 142H248V144L246 143V144H239V143H237L235 140H232L233 138L232 137H234V135L232 136V135H229V136H232V137H230V140H229V144L232 142V141H235L234 143L236 144V147L234 146V147H232V146H230L228 143H227V141H225L226 143L224 144V142H223V140H222V148H220V146H221V144L220 145H218L219 143V140H220V137L222 136V134L223 135H225V134H227L229 131V129L228 130H226L225 132L226 133H224V131H223V133H221V131H222V129H220L219 127H216V126H213V127H211V126H209ZM221 127V126H220ZM260 127H261V124H260ZM263 127V126H262ZM59 128L60 127H58V132H60L61 130H62V134L61 133H58V132H56V133H54L53 134V136H54V138H52L53 136H51L52 135V133L53 132H51V133H49L48 131H47V133H49V135L47 136V137H49L48 139H46L48 142H49V146H47L48 148L50 147L51 149H52V147H54V145H57L58 146V148L56 147V151H57V149H60L61 150V148H59V144L61 143V140H62V138H63V134H67V132H68V134H70L71 132V130L70 131H68L70 128H72L71 126L70 127H68L67 128V131H66V133H64V131L66 130H63V129H61V130H59ZM114 128V127H113ZM142 128H144V125L141 127V129ZM205 128V127H204ZM203 127H202V129H204ZM233 128V127H232ZM232 128H230V130H233ZM50 129H51V127H50ZM49 129V130H50ZM54 129H55V127H54ZM54 129H53V131H54ZM73 129V128H72ZM88 129V128H87ZM93 128H91L90 129V127H89V129L88 130H92ZM98 129V128H97ZM93 129V131L92 132H94V133H92V132H90L91 134H89L88 136H86V137H82V135H79L80 133L78 132V130H77V132L79 133H73L74 135V137L76 136V139H74V138H72V140L74 141V144H72L71 145V143H70V139H69V137H68V135L64 138L65 140H66V142L65 141H63L62 140V143L63 144H65L66 146L64 147V145H63V150H61V151H59V153L57 154L56 153V156H55V151L54 150H52V152L54 151V153L52 154L53 155V157H55V158H53V157H50L51 156V150H50V156L48 155L47 156V160H48V163H49V165H48V167L49 168H51V165H50V161H51V163H58V164H54L55 166L53 167V168H58V170L59 169H65V170H62V171H64V172H60V175L59 176H63L64 174H65V172L66 171H68L69 172V170L70 169H77L78 168V170L75 172L73 169V171L78 175V171H79V178H80V183L82 182V186H84V187H82L81 186V184L80 183H78L79 182V180H78V178L77 177H75L74 175L72 176V178H71V176L70 177H68L67 176V178H66V175H70L69 173H71L72 174V171L70 170V172L67 174H65V176H64V178H61L60 179V181H59V179H57L56 178V173H59L58 171H53L52 169L50 170V171H45V180L46 179H48L47 180V182H39L38 181V179H37V177H36V175L35 174H33V169H32V167H31V164H32V159L31 158H29V159H27V160H24V161H22V159L19 161V162H21L20 163V165L18 164L17 165V162H15V166H18L19 168L17 169V171L16 172H12V174L9 172V171H7V170H4V171H2V172H0V194L2 193V194H4V192L2 191L3 189L2 188H5V187H9V186H11V189H6V192H5V195H3V196H0V198L1 199H4V200H6V199H8V198H11V199H16V198H20L21 196H22V198H23V195L22 194H24L25 196H26V200L27 201H29V202H31V203H33V201H35V199L36 200H46L45 201V204H43V205H38L39 206V208L40 209H43V210H45V208L47 209V208H49L48 210V212H49V214L48 213H46V217L48 218V219H50V221H48V222H50V224L48 223V225H50L49 227V229H52V231L50 230L49 231V229H47L48 230V233L49 232H51V233H49L48 234V236H50V237H48L47 236V233H45L44 235H46V236H44V235H42L41 234V230L43 229V228H40V230H39V233L42 235V239L43 240H41V242L43 241V244H44V240H45V243H47V245H45L46 247L48 246V247H52V246H49V242L48 241H53L51 244L54 246H58L60 243L59 242H61V243H63V241H65L64 243H66V242H68V243H66L67 245L70 243L68 240L69 239H73L72 237H74V239L73 240H75L74 242H73V240H72V242H73V244H72V242H71V246L73 245H75L76 246V244L77 245H81V246H78V248L80 247V248H82L81 250L82 251H87L88 252V250H86V248H85V246L88 248H90V246H89V244L93 241V235L92 234H95V236H94V238H96V240H98V239H105V240H103V241H107V239H109V237H110V235L111 234H106L107 236H108V238L106 237V236H104L103 237V235L104 234H102V232H105V233H107V232H109L108 230H111L112 231V227H114L113 228V234L111 235V238H112V236L115 238V235L114 234H116L115 232H114V229H117V227H119L120 226V224H121V227H124L125 228V226H122V220L121 219H123V216H124V219L123 220H126V219H128L127 221H125V223H124V221H123V225H126V224H129V223H127V222H130L131 224H132V227H133V225H134V227L136 226V225H139V226H137V227H140V226H142V225H146L147 224V222L149 223V222H152V221H154V220H152V221H149V219L151 220V218H153V219H157L158 220V218H159V220H161V222L164 220V224L166 225L167 223L165 222V220L166 219H168V217L169 218H173V217H171V215H172V213H170L169 214V216H168V214H167V216L168 217H166L165 218V216H164V214L162 213V215L164 216V219H163V216H162V218H160L161 216L159 215V214H161V208L158 206V208H160V212H159V214H158V216H157V213L156 212H158V211H156L155 213H154V210L156 209L155 207H154V209L152 208V207H150V209H151V212L153 213H151L150 212V209H149V207L147 208V206H145V203L147 204V203H149L150 201H146L145 202V200L143 201L144 202V204L142 203V205L143 206H141V202L139 203V200H138V206L140 205L143 209H141V207H139L138 209H137V207L135 208L134 207V209H133V211H132V206L134 205V204H136L137 205V201H136V203L134 202V200H136V199H132L131 198V196H129L128 195V191H127V189H126V187L128 188V189H131L132 191L131 192H133L134 190H133V188L134 187H136V185L139 183V181L138 180H134V181H132L133 179H131V178H133L134 176H137V174L135 173V175H134V173H133V171H131L132 169H135V168H137V167H134V166H136V165H134L133 167L134 168H127V167H125V166H131L130 164H133V162H132V160L133 159H131V158H134L135 156H134V154H133V156H129V152H131V151H129V149L130 148H128L129 147V145H127V148L126 149H122L123 150V152L126 154V152H127V154H128V156L126 157H124L123 156V160H121L120 159V155L121 154H119L120 153V149H119V147H120V145H118V146H116L115 145V138H112V136H111V134L107 131V130H105V129H103L102 128V132L100 133L99 131H100V129ZM109 129V128H108ZM116 130H113L114 132H112L113 134H116V133H118V140H116L117 141V143L119 142V139L122 137V135H121V131L119 130V127L118 128H115ZM121 130H122V128H120ZM200 129V128H199ZM197 130L199 133H201L200 132V130ZM201 129V130H202ZM207 129V128H206ZM41 130H43V129H41ZM46 130H48V129H46ZM87 130V131H88ZM95 130H96V132H95ZM139 130H140V128H139ZM136 131V138L138 137L139 138V135H137V133L138 132H140V131ZM174 130H175V128L172 126L171 128H170V131H173L174 132ZM43 131H45V130H43ZM51 131H52V129H51ZM56 131H57V129H56ZM128 131H129V129H128ZM131 132H132V130H130ZM129 131V132H130ZM228 131V132H227ZM234 131V130H233ZM89 132V131H88ZM87 132V133H88ZM111 132V131H110ZM123 132V131H122ZM144 132V133H143ZM207 132V131H206ZM206 132H202V133H206ZM44 133V132H43ZM46 133V132H45ZM140 133V134H141ZM152 133H153V130H152ZM152 133H150V134H152ZM231 133H233L232 131H231ZM234 133H235V131H234ZM233 133V134H234ZM249 133V132H248ZM55 134H57V137L55 136ZM58 134H61V135H59V136H61V139H60V137L58 136ZM78 134V135H77ZM108 134V135H107ZM110 134V135H109ZM126 135H127V133H125ZM139 134V133H138ZM124 136L123 135V138L124 139H127V138H125V137H127V136ZM176 135V134H175ZM203 135H206V134H203ZM115 136V135H114ZM121 136V137H120ZM194 136V135H193ZM196 136V135H195ZM228 136V137H229ZM40 137H41V141H42V139H45V137H42L41 135H40ZM116 137V136H115ZM198 136H196V138H197ZM199 137H202V135L200 134V136ZM213 137V138H212ZM71 138V137H70ZM128 138H129V136H128ZM137 138V139H138ZM140 138V139H141ZM185 139H187L186 137H184ZM195 138V139H196ZM216 138V139H215ZM227 138V137H226ZM232 138V139H231ZM58 141H57V140ZM68 139V140H67ZM122 139V138H121ZM140 139H138V140H140ZM184 139V140H185ZM189 139V138H188ZM227 139H229V138H227ZM123 140V139H122ZM128 140V139H127ZM190 140V139H189ZM213 140V141H212ZM226 140V139H225ZM239 140V141H240ZM244 140V141H245ZM68 141V142H67ZM126 141V140H125ZM125 141H123V145L122 146H124L125 147V145H124V142ZM129 141H130V139H129ZM129 141H127L128 143H132L131 141L129 142ZM141 141V140H140ZM174 141V142H173ZM187 141V140H186ZM191 141V140H190ZM231 141V142H230ZM238 141V142H239ZM243 140H242V142H244ZM42 142H44V141H42ZM58 142V143H57ZM47 143V142H46ZM68 143V144H67ZM146 143V142H145ZM43 144H45V142L43 143ZM119 144H120V142H119ZM209 144H210V146H209ZM145 145H146V149H145ZM224 145H225V147H224ZM37 146V145H36ZM52 146V147H51ZM130 146H132V144H130ZM148 147V148H147ZM47 148V149H48ZM132 148V150H133V147H131ZM141 148V147H140ZM150 148V149H149ZM32 149V148H31ZM128 149V150H127ZM135 149V148H134ZM152 149V150H151ZM115 150H118V152H116V154H114L115 153ZM131 150V149H130ZM147 150V151H146ZM126 151V152H125ZM61 152V153H60ZM149 152H151V153H149ZM167 152H169L168 153V155H164L165 153L167 154ZM108 153H110L108 156H107V154ZM163 153V154H162ZM15 154V153H14ZM111 154H114V155H111ZM126 154V155H127ZM132 154V153H131ZM135 154H137V153H135ZM138 154V155H139ZM20 155V154H19ZM18 155V156H19ZM57 155H58V157H57ZM116 155V156H115ZM123 155V154H122ZM163 155V156H162ZM11 156V155H10ZM17 156V155H16ZM21 156V155H20ZM109 156H111V157H113L114 156V159L117 157V160H118V158H119V163H120V165H121V162L123 161V162H125L126 161V159L128 158V162H129V159H131V163L129 162V165H126V163L124 164L125 166H123L122 165V167L125 169L124 171L126 172L127 170H129V172L128 173H130V171H131V173L132 174H129L130 176H128L126 173H124V174H126V175H124L123 174V176L125 177V180H124V177L122 176V175H120L119 173H118V171H120V170H118V171H116L118 168H122V167H119L118 166V164L115 162V164L113 163L115 160H113V158L112 159H110V160H113V162L112 161H110L109 160V158H111V157H109ZM140 156V155H139ZM9 157V156H8ZM56 157H57V159H56ZM49 158H51V160L49 159ZM137 158V157H136ZM139 158V157H138ZM54 159V160H53ZM135 159V158H134ZM52 160L54 161V162H52ZM57 162H56V161ZM125 160V161H124ZM140 160V159H139ZM143 160V159H142ZM163 160V159H162ZM188 160V161H187ZM59 161V162H58ZM134 161V160H133ZM136 161V160H135ZM158 161L159 160H157L156 162L158 163ZM18 162V163H19ZM123 162H122V164H123ZM138 161H136L135 163H137ZM143 162V161H142ZM155 162V163H156ZM6 163H7V161H6ZM144 163V162H143ZM187 163V164H186ZM190 163V164H189ZM117 164V165H116ZM8 165V164H7ZM6 165V166H7ZM11 165V164H10ZM118 166V168L116 169L115 167H114V169H113V166ZM139 166L138 167H140V165L142 166V164L139 162V164H138ZM187 165V166H186ZM188 165H190V166H188ZM11 166H13V165H11ZM144 166V165H143ZM146 166H147V168H146ZM7 167H9V166H7ZM21 167V168H20ZM67 168V169H66ZM70 168V169H69ZM106 168V169H105ZM127 168V169H126ZM142 168V167H141ZM14 169V168H13ZM107 169H108V171H109V173H107L108 171H107ZM111 169V170H110ZM116 169V170H115ZM137 169H139V168H137ZM144 169V170H145ZM150 169V170H149ZM113 170V171H112ZM114 170H115V172H114ZM107 171V172H106ZM121 171H122V169H121ZM111 172H114V173H111ZM135 172H136V170H135ZM139 172V171H138ZM143 172V171H142ZM145 172V171H144ZM155 172V173H154ZM35 173V172H34ZM120 176H122V178L121 177H119V175ZM14 175L15 174V178H18V182H20V188H18V187H16V185L15 184H12V183H10V180H11V175ZM106 174V175H105ZM110 176H109V175ZM112 174H114V175H112ZM139 174V173H138ZM156 174H158V177L157 176H155ZM116 175H118L117 177H116ZM140 175V174H139ZM58 176V177H59ZM109 176V177H108ZM131 176H133V177H131ZM142 176V175H141ZM73 177L75 178V179H77V180H74L73 179ZM104 177H105V179H104ZM112 177H115V178H113L112 179ZM126 177H127V179H126ZM131 177V178H130ZM137 177H139V176H137ZM137 177L136 178H134V179H137ZM60 178V177H59ZM65 178L66 179H68V181L67 182H72L71 184H72V186H73V183H78V185L79 186H81V189H85V191H87L86 193L89 195V193H92L93 195H92V197L91 196H88L87 194H85V191H81V193H83L82 195L84 196V194H85V197H83V196H81V194H80V191L78 190L77 191V194H75L76 193V190H75V192L72 194V195H79V196H81V197H79V199L80 200H82L84 203H86L87 202V205L89 204V198H92L93 200L95 199V200H98V201H102L103 202V204H101L102 205V207L100 206L99 207V210L100 211H102V212H104L103 210H106L107 209V207L108 208H111L112 206H113V209H115L114 208V205L116 206V204L119 202V199H120V203H123L122 204V206H121V204H120V206L118 205L117 206V212H119L120 210L123 212L122 214H124V215H121L120 213V215H121V219H117V217H116V219L117 220H115V219H113L114 217H115V215L114 214H112V212L110 213V211H109V213L107 214V210L105 211L106 213H105V216H104V218H103V214L100 212V214H99V212H97V215H98V217H96L97 215H96V213H94L95 211H96V206H99V205H96V206H92L91 207V204H92V202H91V200H90V206L88 205V206H86V205H82V204H84L82 201H80V200H78L77 198H76V196H74L76 199V201L78 200L79 201V204H78V202H76V201H74V200H71L70 202L68 201V200H70V199H68L67 200V198H65L67 201H68V204L70 205V207L74 210V212H72V215H70L71 214V212H70V214L68 215V217H67V215H66V213H69V210L70 211H72V209L70 208L69 210H68V208L66 207L67 205H64L63 206V208L61 207V205L63 204H61L60 203V207L62 208V209H64L65 211V213L64 212H60V211H62V210H60V209H56L55 208V211L57 210V213L56 214H58V213H61V214H63L62 216H58V215H55V213H51L50 211H52L53 210V212H54V208H52L54 205L57 207V205L56 204H53V206H52V204L51 203H49L48 201L51 199V198H55V196H54V194H53V192H57V190H61V193H62V190H64L65 188H63L62 189V187L61 186H63V184H64V186H65V183H61V181H62V179H64L65 180ZM117 178V179H116ZM129 178V179H128ZM149 178H147V180L146 181H149ZM70 179H72L71 181H70ZM101 179H103V180H101ZM117 181H116V180ZM63 180V181H64ZM119 180V181H118ZM121 180V181H120ZM123 180V181H122ZM127 180L128 181H130L128 184H127ZM139 180H140V178H139ZM66 181V180H65ZM132 181V182H131ZM146 181H143V182H146ZM115 182V183H114ZM125 182V183H124ZM141 182H142V180H141ZM140 182V183H141ZM160 182V183H159ZM75 183V185H77ZM120 183H121V185H120ZM122 183L124 184V186H122ZM131 183H137V184H132V185H129V184H131ZM140 183L138 184L139 186H140ZM147 183V182H146ZM158 183V186H156V184ZM114 184V185H113ZM120 186H119V185ZM125 184L127 185V186H125ZM159 184H161V187H160V185ZM66 185H68V186H71V185H69L68 183H66ZM87 185V186H86ZM111 185H113L112 187H111ZM116 185V186H115ZM78 186V187H79ZM114 186L116 187V188H114ZM119 186V187H118ZM129 186V187H128ZM132 186V187H131ZM134 186V187H133ZM118 187V188H117ZM123 187V188H122ZM124 187H125V190H123L124 189ZM146 187V185H145V183H144V185L142 186V189H143V191H144V188ZM16 188V189H15ZM71 188V187H70ZM70 188H68L67 187V193H66V191L64 192V193H66V194H70L71 195V190H69ZM120 188H122V190L120 189ZM153 188H154V190L155 191H153ZM19 189H20V191H19ZM121 191H120V190ZM119 190V191H118ZM127 193H126V192ZM89 192V193H88ZM116 192L118 193V196H117V194H116ZM121 192V193H120ZM129 192H130V190H129ZM137 192V191H136ZM6 193H11V195H7ZM60 193V192H59ZM127 194V196H129L130 198L128 199L127 198V196L126 195H123V194ZM135 193V192H134ZM139 193V192H138ZM144 193V192H143ZM143 193H141L142 194V197L144 198V194ZM155 193H157L156 194V197H154V199H153V196L155 195ZM58 194V193H57ZM114 194H116V196H112V195H114ZM120 194V195H119ZM130 194H133V193H130ZM136 194V193H135ZM59 195V194H58ZM122 195L124 196V197H122ZM24 196V197H25ZM63 197H68V196H66V195H62ZM87 196H88V198H87ZM126 196V197H125ZM134 196V195H133ZM148 196V195H147ZM161 196V195H160ZM72 197V196H71ZM94 197V198H93ZM120 197H122L123 199H121ZM140 197V196H139ZM142 197H140V199H142ZM59 198V197H58ZM62 197H60L59 199H61ZM68 198H70V197H68ZM85 198V199H84ZM114 200H113V199ZM117 198H119V199H117ZM128 199L127 201H126V199ZM260 198H262V199H260ZM64 198H62V200H63ZM64 199V200H65ZM72 199V198H71ZM74 199V198H73ZM88 201H87V200ZM110 199H112L113 201L112 202H114V205L113 204H111L110 203V205L111 206H106L107 204V202L110 200ZM131 199V201L129 202V200ZM259 199V205L261 204L262 206H260V207H256L255 205H257L258 203L257 202H252L253 204H254V206L256 207H254L253 205L251 206V201L250 200H258ZM94 200V202H97V201H95ZM143 200V199H142ZM141 200V201H142ZM196 200V201H195ZM43 201V202H44ZM67 201L65 202V203H67ZM122 201V202H121ZM123 201H125L126 202V204H124V202ZM158 201V203H157V205L160 203ZM23 202V201H22ZM60 202V201H59ZM105 202V203H104ZM117 202V203H116ZM133 202V203H132ZM161 202V203H162ZM196 202V203H195ZM250 202V203H249ZM82 203V204H81ZM98 203H101V202H98ZM97 203V204H98ZM116 203V204H115ZM133 204L132 206L130 205V204ZM160 203V204H161ZM162 203V204H163ZM174 203V204H173ZM179 203V202H178ZM178 203H177V205H178ZM200 203V202H199ZM232 203H234V204H232ZM257 203V204H256ZM34 204V203H33ZM128 204V205H127ZM189 204V203H188ZM240 204V205H239ZM249 204V205H248ZM20 206H24L25 204H24V202H23V204L21 205V204H19ZM19 205L18 204H16V203H14V206H15V208L16 207H19ZM68 205V206H69ZM92 205H94V203L92 204ZM130 205V207L128 208L127 206H129ZM135 205V206H136ZM31 206V209L32 208H34V206L32 207V205H30ZM54 206V207H55ZM82 206L84 207V206H86V208H84L83 210L84 211H86V209H90V210H92V212L90 211V215L88 216V218L86 219V218H83L82 216V218L80 217V215H78L77 214V211H76V208L77 209H80V212H81V209H82ZM125 206V207H124ZM155 206V205H154ZM173 206V207H172ZM180 206H182V205H180ZM200 206V205H199ZM205 206V207H204ZM7 207H9L8 205H5L4 206V208H7ZM27 207V208H26ZM45 207V208H44ZM52 208V210H51V208ZM64 207H66V208H64ZM88 207V208H87ZM89 207H91V208H89ZM94 207V208H93ZM127 207V208H126ZM157 207V206H156ZM248 207H254L253 209H248ZM102 210H101V209ZM104 208H106V209H104ZM120 208H122L123 210L125 209L126 211H127V213H128V211H129V209L131 210V212H129V214H127L126 213V211L124 210H122V209H120ZM157 208V209H158ZM257 208H259V209H257ZM18 209V208H17ZM23 209V210H22ZM26 209V213H28V211H30V208H28V204L26 203V205L24 206V207H22L21 208V210L22 211H24ZM95 209V210H94ZM98 209V208H97ZM128 209V210H127ZM144 211L145 212V210H146V212L148 213V212H150V214H152V215H156L155 217H157V218H154V216H149V214H148V216H146V212L143 214V212H142V214H141V216H140V218L142 219H139L137 216H139L140 215V213L141 212H138V214H136L137 213V211ZM247 209H248V211L250 212L249 214H248V211H247ZM256 209L258 210V211H256ZM261 209V210H260ZM18 210H20V209H18ZM20 210V211H21ZM28 210V211H27ZM42 210V211H43ZM60 210V211H59ZM66 210H68L67 212H66ZM82 210V212L81 213H83L84 211ZM94 210V211H93ZM136 211V213H135V211ZM159 210V209H158ZM199 210H200V208H199ZM237 210V211H236ZM251 210H254V211H251ZM16 211V210H15ZM33 212L35 211V210H32ZM31 211V212H32ZM59 211V212H58ZM114 211V210H113ZM120 211V212H121ZM194 211H193V213H194ZM1 212H3V211H1ZM30 212V213H31ZM32 212V213H33ZM79 212V211H78ZM132 212H134V213H132ZM259 212L262 214V216H261V214H259ZM263 212V213H262ZM4 213V212H3ZM25 213V212H24ZM30 213H28L29 215H30ZM31 213V214H32ZM39 213H42V212H39ZM73 213H76L78 216H79V218H81L82 220H84L85 219V222H87V224H86V226L89 224H91L90 222H88V220H89V217L91 216V214L93 215V213H94V219H98V221L100 220V218H101V220L99 221V222H101L102 221V219H104L106 222L104 223V221H102V223H104V225H102V223H101V225H100V227L98 228V226L97 225H94V224H92V225H94L93 226V228H91V230H90V226L92 227V225H88L89 226V229H88V227H86L85 228V232L87 231V230H89V232L87 233L86 232V234H84V233H82V231L81 230H84V227H85V222L83 223V222H80V223H83L84 225H83V229H78V228H82L81 227V225L82 224H80V226H79V224H77L79 221H81V220H79V218H78V222L76 223V222H74L73 221V219L72 218H74V217H72L73 215H75V214H73ZM113 213H115L116 215H118L117 213H116V211H114ZM164 213H166V212H164ZM176 212H174V215H177V214H175ZM221 213H223L224 215V217L223 216H221L220 217V219H221V221H220V219L218 218L219 216H220V214ZM254 213V214H253ZM7 214H10V215H15L13 218H10V217H7V218H4ZM22 213H18V211L16 212V213H14L13 211L12 212H6L5 214H2L3 215V219H0V236L2 235L1 233H3V235L1 236V237H6L8 234H6V233H4L5 231H7V233H9L8 231H11V233H14L15 232V230L13 231V230H11L10 229V227H8V226H13V224H16V225H18L19 224V222H22L20 219L18 220L17 218H16V216H20V217H22V218H24L25 216H27L28 214H25V216L23 217L22 215H21ZM34 214V213H33ZM43 214H44V212H43ZM39 215V216H41V218L44 216V215ZM51 214H52V217H53V219H52V217H50L51 216ZM60 214V215H61ZM89 214V213H88ZM102 214V215H101ZM112 214V215H111ZM126 214L128 215V218H126L125 219V217H127L126 216ZM131 214H136L134 217H132L133 215H131ZM196 214V213H195ZM202 214V215H201ZM227 214V215H226ZM250 214H252V215H250ZM258 214H259V216L261 217V221H260V218H258L259 216H258ZM28 215V216H29ZM48 215H50L49 217H48ZM77 215L75 216V218L77 219ZM82 215V214H81ZM101 215V216H100ZM108 215V216H107ZM110 215L112 216V219H113V221H111V223H109L110 222V220H112L111 219V217H110ZM114 215V216H113ZM143 215H144V217H143ZM174 215H172V216H174ZM194 215V214H193ZM217 215H219L218 217H216ZM229 216L230 215V217L231 216H235L234 217V219H236V217L239 219H237V223L235 224L233 221H231V223H233L232 225H233V227H231L232 225H229V224H231V223H229L230 221H226L227 220V218H226V216ZM237 215V216H236ZM248 215L251 217V218H249L248 217ZM27 216V217H28ZM38 216V217H39ZM67 218H66V217ZM69 216H71L72 218H70ZM84 216H85V214H84ZM93 216H92V219H91V221L93 222L94 221V219H93ZM119 216V215H118ZM248 217V218H246V217ZM257 216V217H256ZM27 217H25V221H26V218ZM55 217H57V218H61V220L63 221V223H62V221H60L59 222V220L60 219H57V218H55ZM86 217V216H85ZM96 217V218H95ZM107 217V218H106ZM131 217H132V219L133 218H135V220L133 219V220H131ZM149 217H151V218H149ZM194 217H195V215H194ZM210 217H212V218H210ZM225 219V220H223V218ZM243 217H245V219L243 218ZM252 217H253V220H252ZM40 218V217H39ZM71 219V223H69L70 221H69V219ZM106 218V219H105ZM136 218L138 219V220H136ZM175 218V217H174ZM178 218H179V220H178ZM198 218H202V219H198ZM213 218H216V219H214L213 220ZM256 218V219H255ZM28 219V218H27ZM68 219V220H67ZM107 219H108V222H107ZM130 219V220H129ZM147 219V220H146ZM171 219H169V220H166V221H168V226L172 229L173 227L171 226V224L172 225H174L173 223H172V221H171ZM190 219V218H189ZM198 219V220H197ZM211 220L212 219V223H211V221L208 223H206V224H208V225H210L209 227H208V225L206 226V224H204L205 223V221L206 220ZM219 219V220H218ZM244 219V220H243ZM248 219H250V220H248ZM255 219V220H254ZM8 220H12V222H9ZM30 219H28V221H29ZM33 219H31L30 221H32ZM35 220V219H34ZM33 220V221H34ZM53 220H54V223H53ZM57 220H58V222L61 224V225H64L65 227L68 225V224H71V225H68V226H71V230H73V231H71V232H69L70 231V227H69V229H66V228H68V226L65 228L64 227V229H66V231H68L69 232V234L66 232V231H64V232H66L68 235L66 236V233L64 234V232L63 233H61V234H59L58 233V230L56 229V228H63V226H61L60 224H58L57 223ZM67 220V222H68V224H67V222L65 223V221ZM75 220V219H74ZM121 220V223L119 222ZM146 222V224L144 223L143 224V222L144 221ZM157 220H155L156 222H157ZM173 220V222H174V219H172ZM243 220V221H242ZM40 221V220H39ZM90 221V220H89ZM97 220L96 221H94V222H98ZM133 221V222H132ZM140 221V222H142V225H141V223H138V222ZM170 221V222H169ZM176 221H175V223H176ZM204 222L203 224L204 225H200V224H202V223H199V222ZM215 221H217V223L215 222ZM222 221H224L223 223V226L221 227L220 225H221V223L220 222H222ZM225 221H226V223L227 224H225ZM35 222V221H34ZM34 222H31V223H34ZM56 222V223H55ZM93 222V223H94ZM116 222H117V224H119L118 226L117 225H115L116 224ZM135 222H137V224L135 225ZM236 222V221H235ZM23 223H25L24 221H23ZM38 224H39V222H37ZM51 223H52V225H51ZM107 223H109V224H107ZM115 225H113V224ZM154 223V222H153ZM152 223V227H154L155 229H153L150 225H149V227H147V226H144V228H143V230L141 229V228H136L135 227V230L137 229V231H138V229H141V230H139V231H143V232H146V229H148L149 228V230L148 231H154V233H155V235L157 236H159L160 235V237H161V233H162V231H160V234H158V233H156V229H157V226L158 225H155V224H153ZM158 223V222H157ZM171 223V224H170ZM179 223H176L177 225H179ZM183 223H184V225H183ZM262 223V222H261ZM264 223V222H263ZM28 224H29V222H28ZM58 224V225H57ZM74 224V225H73ZM76 224V225H75ZM98 224V223H97ZM111 224H112V226H111ZM131 224H129L130 225V227H131ZM150 224V223H149ZM170 224V225H169ZM220 224V225H219ZM237 225V226H241V225ZM245 224V225H244ZM260 223H258V225H259ZM25 225H27L26 223H25ZM24 225V226H25ZM35 225V224H34ZM33 225V226H34ZM55 225V226H54ZM79 227H78V226ZM108 225H109V227L111 226V228L109 229V227H108ZM129 225H127V229H128V226ZM163 225V224H162ZM161 225V226H162ZM217 225H218V228H217ZM30 226H32V224L31 225H28V227L26 226L25 228H27V229H29L30 230ZM32 226V227H33ZM35 226H38V225H35ZM53 226L55 227V228H53ZM57 226V227H56ZM73 226H75L74 228H72ZM77 226V227H76ZM96 226H97V228L99 229H95L96 228ZM104 226H107V227H104ZM168 226H166L167 228V231L166 232H170L171 230L169 229V227ZM196 226V228H194V227ZM201 226V228H204V226H205V228L204 229H206V228H208V229H206L205 230V233H204V229H201V228H199ZM212 226V227H211ZM228 227V228H226V227ZM249 228H248V227ZM262 226V225H261ZM30 227V228H29ZM39 227H41V225L39 226ZM52 227V228H51ZM101 227H103L102 228V230H100V228ZM133 227V228H134ZM146 227V228H145ZM178 227H180V226H176L175 228H173L172 229V232L173 233H175V231H173V230H175L176 228H178ZM216 228V229H218L217 231H219L220 230V232H222V230H223V232H222V234H221V236L219 237V234H220V232H219V234L216 232V234L214 235H212V229L213 228ZM225 227V228H224ZM232 228L231 230H229L230 228ZM106 230H105V229ZM120 228V227H119ZM164 228H165V226H164ZM181 228V227H180ZM194 228V229H193ZM220 228V229H219ZM222 228V229H221ZM234 228V229H233ZM8 229V230H7ZM10 229V230H9ZM21 229H24V228H21ZM20 229V230H21ZM33 229V228H32ZM53 229H55V230H57V232L55 231V230H53ZM63 229V230H64ZM78 229V230H77ZM87 229V230H86ZM92 229H94V230H92ZM103 229L105 230V231H103ZM127 229L124 231L123 229H122V232L124 231L125 232V236H127L126 235V232L128 233V231L130 230V229H128V231H127ZM144 229H145V231H144ZM151 229V230H150ZM161 229V228H160ZM163 229V228H162ZM188 229V230H187ZM216 229H214V230H216ZM37 230V231H38ZM62 230V229H61ZM62 230V231H63ZM76 230L78 231V234L76 233ZM96 230H97V232H96ZM168 230H170V231H168ZM181 230V232L183 233L184 231H182ZM195 230V231H194ZM197 230H200V231H197ZM228 230V231H227ZM13 231V232H12ZM16 231H18V230H16ZM93 233H92V232ZM116 231H120V229L118 230H116ZM138 231V232H139ZM209 231V232H208ZM211 231V232H210ZM226 231V232H225ZM30 232V231H29ZM54 232H56L55 234L56 235H59V236H57V238H59V239H57V238H55L56 237V235H54ZM82 233V236L81 235H79V233ZM96 232V233H95ZM101 233V235H98V234H100ZM111 232V233H112ZM118 232H117V236L119 237H117L116 236V238L117 239H123L124 240V238H125V240H130L129 238H131V237H129V238H127V237H125L124 236V238H123V236L122 235H124L123 233L121 234V236H119L118 235ZM130 232H131V230H130ZM134 232L135 231H133V232H131L130 234L133 236H135L133 239L134 240H132V241H130V242H132L133 244H136V242L135 241H137L136 239L138 238V236H137V234H140V233H137L136 235L134 234ZM142 232V233H143ZM164 232V231H163ZM171 232V233H172ZM179 232V231H178ZM177 232V233H178ZM11 233H9V235L11 234ZM32 233V232H31ZM38 233V232H37ZM70 233H71V235H73L74 234V236H70V237H68L69 235H70ZM89 233H92V234H90V235H88V238L86 237V236H84L85 238H86V240L84 239V237H83V235H87V234H89ZM153 233V234H154ZM176 233V234H177ZM199 233H204L203 235L202 234H200V235H198ZM6 234V236H4ZM15 234V233H14ZM39 234V236H41ZM53 234V235H52ZM76 234V235H75ZM98 236H97V235ZM146 234V236L145 235H142V236H144V238H147V240L145 239V241H148V242H146V244H144L145 243V241H144V238H143V240H141L142 241V243H143V245H144V248H145V250H147L148 252H151V251H149L147 248H150V247H148V245H150V243H152L151 244V248H152V246H153V244L155 245L156 244V246L157 247H155V248H158V246L160 245V247H162L161 246V244L160 243H162L163 244V242H160V241H162V240H160V239H157L156 238V236L155 235H153V236H155V237H152V239H151V236H152V233H145ZM148 234V235H147ZM149 234H151L150 236H149ZM164 234V233H163ZM187 234V236H189ZM207 234V235H206ZM208 234H210L209 235V237L211 238V240H210V238L208 237ZM226 234V235H227ZM61 235V236H60ZM141 235V234H140ZM177 235H179V234H177ZM182 235V234H181ZM204 235H206V236H204ZM217 235V236H216ZM15 236V238H16V235H14ZM35 236V235H34ZM38 235H37V237H39ZM52 236L54 237L53 239H52ZM65 236V237H64ZM91 236H92V238H91ZM97 236V237H96ZM150 238H148V237ZM164 236L165 235H163L162 237L164 238ZM169 236V235H168ZM170 236H172V234H170ZM170 236H169V238H170ZM174 236V235H173ZM176 236V235H175ZM184 236H185V233H184ZM183 235L182 236H180L181 237V239H183L182 237H184ZM187 236H186V238H187ZM197 236V237H196ZM201 236V237H200ZM225 236V235H224ZM9 236H7V238H6V240L8 239H10V238H8ZM11 237V236H10ZM46 237V238H45ZM47 237H48V239H47ZM69 239H68V238ZM75 237H77V240L75 239ZM79 237V238H78ZM82 237V238H81ZM107 239H106V238ZM140 237V236H139ZM179 237V238H180ZM200 237V238H199ZM203 237H205L204 239H202ZM218 237V238H217ZM12 238H14V237H12ZM30 238H33L32 237V235H31V237ZM40 238V237H39ZM49 238H50V240H49ZM62 238H63V240H62ZM91 238V239H90ZM114 238H112L111 239V242L113 241H116L117 239H114ZM127 238V239H126ZM136 238V239H135ZM154 238V239H153ZM156 238V239H155ZM166 238V237H165ZM176 238H178V237H176ZM190 238V237H189ZM206 238H207V240H206ZM2 239V238H1ZM29 239V238H28ZM34 239V238H33ZM37 238H35V240H36ZM55 239V240H54ZM61 239V240H60ZM65 239V240H64ZM83 239V240H82ZM87 239H88V241H87ZM114 239V240H113ZM120 239V240H121ZM139 239V238H138ZM141 239H142V237H141ZM166 239H168V237L166 238ZM173 239V238H172ZM192 239V238H191ZM191 239H189V240H191ZM22 240H24V239H22ZM38 240V239H37ZM40 240V239H39ZM38 240V241H39ZM82 240V241H81ZM89 240H90V243L89 244H87L88 242H89ZM92 240V241H91ZM95 240V239H94ZM94 241V243L96 244V242H98V241ZM120 240H119V242H120ZM127 240V241H128ZM151 240V241H150ZM154 242H153V241ZM158 240H160V241H158ZM164 240V239H163ZM168 240H171V239H168ZM179 240V239H178ZM187 240V239H186ZM188 240V241H189ZM203 240V241H202ZM210 240V241H209ZM16 241V243H19V242H17L18 240L16 239L15 240ZM14 241V242H15ZM26 240H24V242H25ZM29 241H31V239L29 240ZM38 241H35V242H38ZM78 241H79V243H78ZM83 242V243H81V242ZM85 241H87L86 243H85ZM102 241V242H103ZM139 241V240H138ZM174 241V240H173ZM194 241V240H193ZM13 242V241H12ZM22 242V241H21ZM24 242H22V244L24 243ZM54 242H57V243H59V244H56V243H54ZM99 242H100V240H99ZM97 243V244H100V247H101V244L102 243ZM110 242V239L108 240V242L107 243H111ZM129 242V241H128ZM127 242V243H128ZM135 242V243H134ZM175 242V241H174ZM178 242V241H177ZM185 242V239H184V241H183V243ZM202 242H204V243H202ZM39 243V242H38ZM37 243V244H38ZM54 243V244H53ZM63 243V244H64ZM75 243V244H74ZM81 243V244H80ZM93 242L90 244L91 245V247L92 246H94L95 247V244H94ZM118 243V242H117ZM132 243L130 244V245H132ZM139 243V242H138ZM142 243H139V244H142ZM157 243H159V244H157ZM185 243H188L187 241L185 242ZM191 243H193L192 241H190L189 242V244L188 245H190ZM194 243H195V241H194ZM230 240H228V239H226V240H224L223 242H222V245H221V249L222 250H226L228 247H229V245H230ZM13 245L14 243H9V245ZM21 244V243H20ZM32 244H33V241H32ZM41 244V247H44V245L42 246V243H39V245ZM82 244H86L85 246H84V248L82 247ZM94 244V245H93ZM96 244V245H97ZM105 244H106V242H105ZM102 245V247L103 248H105V246H106V250H108V251H112V255H114V258L116 257L115 255H116V253H118V252H116L114 249L116 248V246L114 247V249H113V247H111L110 248V246H111V244H106V245ZM119 244V243H118ZM118 244H117V246H118ZM139 244H138V246H139ZM233 244V243H232ZM231 244V245H232ZM9 245L6 247V248H8L9 247ZM15 245V244H14ZM13 245V246H14ZM60 245H62V244H60ZM109 246V249H108V246ZM116 245V244H115ZM179 245H180V243H179ZM182 245V244H181ZM180 245V246H181ZM212 245H213V243H212ZM63 246V245H62ZM64 246H65V244H64ZM70 246V245H69ZM75 246L73 247L74 249L73 250H75ZM112 246H113V244H112ZM135 246V245H134ZM141 246L142 245H140V247L139 248H141ZM147 246V247H146ZM163 246H166V245H164L163 244ZM173 246V245H172ZM190 246V247H191ZM195 246V247H194ZM23 247H25L26 249H27V247L26 246H23ZM22 247V248H23ZM45 247V248H46ZM47 247V248H48ZM59 247V246H58ZM66 247V248H65ZM64 248L65 249H67V246H65ZM77 247V246H76ZM96 247H98V246H96ZM137 247V246H136ZM170 247H171V245H170ZM176 247V246H175ZM183 247H186V245H184ZM201 247V246H200ZM14 248H16V246H14ZM13 248V249H14ZM46 248V249H47ZM49 248V249H50ZM53 248V247H52ZM59 248H61V247H59ZM58 248V249H59ZM88 248V249H89ZM93 248V247H92ZM92 248H90V253L88 252L87 253V255H90L91 254V252L93 253V250H91ZM118 248V247H117ZM138 248V247H137ZM138 248V249H139ZM180 248V247H179ZM192 248V247H191ZM13 249H11L13 252H14V250ZM16 249H19V248H16ZM21 249V248H20ZM24 249V248H23ZM41 249V248H40ZM43 249V248H42ZM56 249H57V247H56ZM56 249H54L53 248V251L54 250H56ZM63 248H61V250H62ZM96 249V248H95ZM120 249V248H119ZM159 250H160V248H158ZM158 249H156V251H159ZM172 250H173V248H171ZM170 249V250H171ZM178 249V248H177ZM181 249H185V248H182L181 247ZM186 249H189V248H187L186 247ZM1 251V253L3 254V250L2 249H0ZM60 250V251H61ZM64 250V249H63ZM68 250H70V249H68ZM81 250H79V253H82L81 252ZM154 250V249H153ZM163 250H164V248L162 249V252H163ZM189 250H191V249H189ZM20 251V250H19ZM40 251V250H39ZM42 251H44V253H45V250H42ZM48 251V250H47ZM72 251V250H71ZM85 251H84V253L83 254H85V255H83L84 256V258H85V256H86V258H89V260L91 259V257H87V255H86V253H85ZM122 251V252H121ZM126 250H120V254H126V256H127V254L128 253H130V252H125ZM144 251V250H143ZM155 251V252H156ZM161 251V250H160ZM160 251H159V253H160ZM167 251V250H166ZM177 251H179V250H177ZM55 252V251H54ZM54 252H51L53 255H54ZM57 252V251H56ZM55 252V253H56ZM107 252V251H106ZM134 252V251H133ZM133 252H131V253H133ZM136 252H139L138 250L136 251ZM192 252H194V250L192 249L191 250V253ZM208 252H210V251H208ZM252 252V251H251ZM61 253V252H60ZM69 253V252H68ZM77 253V252H76ZM100 253H102V251L100 252ZM109 252L108 253H104L103 252V257L104 256H108L107 254H109V256H108V258L111 256V254H110ZM147 253V252H146ZM153 253H154V251H153ZM163 253H165V252H163ZM172 252H170L169 254H171ZM174 253V252H173ZM246 253V254H245ZM253 253H251V254H253ZM25 254H28V252H25V250L23 251V254L20 256V257H27ZM29 254L31 255V254H34V255H32V256H36V253H32V251H30L29 250ZM39 254V253H38ZM37 254V255H38ZM48 254H49V252H48ZM62 254V253H61ZM96 254H98L97 252L95 253V255ZM106 254V255H105ZM137 254V253H136ZM142 254V253H141ZM147 254H149V253H147ZM150 254H152V252L150 253ZM157 254V253H156ZM259 254V255H258ZM29 255V256H30ZM40 256L41 255H44L42 252H41V254H39ZM57 255H59L58 253H57ZM70 255H71V253H70ZM91 255H93V254H91ZM119 255V254H118ZM117 255V256H118ZM138 255V254H137ZM160 254H158V257H161V256H159ZM161 255H162V253H161ZM173 255V254H172ZM171 255V256H172ZM2 256V255H1ZM0 256V257H1ZM5 256V255H4ZM10 256V255H9ZM13 257L15 256V255H12ZM55 256V255H54ZM53 256V257H54ZM98 256V255H97ZM125 256V255H124ZM136 256V255H135ZM140 256V255H139ZM171 256H170V258H167V260L169 259L170 261H167L169 264H171L173 261H175V262H173V264H178L177 262H179V263H183V262H180V260H176V258L175 257H173L174 258V260H172L171 259ZM174 256V255H173ZM183 256V258L181 259V257ZM41 257H43V256H41ZM47 257V256H46ZM69 257V256H68ZM80 257V256H79ZM99 257V256H98ZM112 257V256H111ZM111 257H110V259H111ZM137 257V256H136ZM146 257H148V255L146 256ZM150 257V256H149ZM168 257H169V255H168ZM179 257V258H178ZM9 257H7V259H8ZM17 258V257H16ZM29 257H27L26 258V260H29L28 259ZM37 258H40V257H37ZM71 258V257H70ZM85 258V259H86ZM97 258V257H96ZM100 258H102L101 256H100ZM113 258V257H112ZM120 258V257H119ZM258 258V259H257ZM1 263H3L2 261H4L3 259L4 258H2L1 257ZM10 259H11V256H10ZM13 259H15V258H12L11 259V261H10V263L12 262V260ZM23 259H25V258H22V263L24 264L25 263V261L23 260ZM33 259V258H32ZM31 259V260H32ZM35 259H36V257H35ZM41 259H43V258H41ZM49 259V258H48ZM48 259L46 258V262H47V264H50V263H48L49 261H48ZM64 259V258H63ZM66 260H64V261H70V260H68L67 258H65ZM76 259V258H75ZM99 259V258H98ZM97 259V260H98ZM109 259V260H110ZM116 259V258H115ZM115 259H113L114 261H115ZM123 259V258H122ZM121 258H120V260H122ZM127 259H129L128 261H130V257L128 258V256H127ZM126 259V260H127ZM135 259H137V258H135ZM149 259V258H148ZM253 258L252 259H250V260H254ZM31 260H29V261H31ZM44 260V259H43ZM50 260V259H49ZM61 260V259H60ZM73 260H74V258H73ZM72 260V261H73ZM77 260V259H76ZM102 260V259H101ZM112 260V259H111ZM110 260V261H111ZM113 260H112V262H113ZM126 260H125V262H126ZM144 260H145V258H144ZM150 260H152L151 258H150ZM155 260V259H154ZM154 260H152V261H154ZM161 260V261H160ZM184 261L185 262V264H186V262L187 261ZM255 260H254V262H255ZM6 261H8V260H6ZM16 262H17V260H15ZM28 261V262H29ZM36 261V260H35ZM35 261H32V263L33 264H35V263H37V264H46L45 262H42L41 260V263L40 262H37L38 261V259H37V261L35 262ZM45 261V260H44ZM51 261V260H50ZM57 261V260H56ZM78 261V260H77ZM77 261H75L74 262V264L77 262ZM81 261V260H80ZM91 261V260H90ZM103 261V260H102ZM100 261L101 263H103V264H107L105 261ZM117 261H119V259L117 260ZM117 261H115L114 263H112V264H117ZM123 261L124 260H122V263H123ZM134 261V260H133ZM146 261V260H145ZM151 261V262H152ZM157 261H158V259H157ZM204 262L205 264L207 263V262ZM240 261V262H239ZM15 262V263H16ZM27 261H26V263H28ZM35 262V263H34ZM54 262V261H53ZM63 262V261H62ZM84 262H86V261H84ZM99 262V264H101ZM120 262V261H119ZM140 262V261H139ZM139 262H137V264L139 263ZM142 262V261H141ZM144 262V261H143ZM159 263L160 262H162V264H164L165 263V260H163V258H160L159 259V261H158ZM164 262V263H163ZM254 262H250L251 264H255ZM7 263V262H6ZM9 263V264H10ZM15 263H13V264H15ZM25 263V264H26ZM31 263V264H32ZM64 263V262H63ZM79 263V262H78ZM93 263V262H92ZM95 263H96V260H95ZM111 263V262H110ZM130 263H131V261H130ZM148 263V262H147ZM203 263V264H204ZM233 264H234V262H232ZM250 263H248V264H250ZM5 264V263H4ZM17 264V263H16ZM19 264V263H18ZM30 264V263H29ZM53 264V263H52ZM60 264H62V263H60ZM71 264V263H70ZM73 264V263H72ZM77 264V263H76ZM82 264V263H81ZM86 264H87V262H86ZM89 264V263H88ZM108 264H109V262H108ZM125 264V263H124ZM126 264H128V262L126 263ZM131 264H133V263H131ZM134 264H136V263H134ZM140 264V263H139ZM144 264V263H143ZM145 264H146V262H145ZM150 264V263H149ZM152 264V263H151ZM165 264H167V263H165ZM184 264V263H183ZM242 264H245V263H242Z\"/></svg>", "mask_w": 264, "mask_h": 264}, {"label": "crops", "instance_id": "crops-1", "mask_svg": "<svg viewBox=\"0 0 264 264\" xmlns=\"http://www.w3.org/2000/svg\"><path fill=\"white\" fill-rule=\"evenodd\" d=\"M230 240V239H229ZM230 245H229V247L226 249V250H222L221 249V245L219 246V247H217V251L221 254V255H226V254H230L231 252H234V251H236L235 249H233L234 247H239V246H244V245H246V240L245 239H243V240H239V242H235V241H233V240H230ZM233 243V244H232ZM232 244V245H231ZM222 256V257H223Z\"/></svg>", "mask_w": 264, "mask_h": 264}]
</instances>
